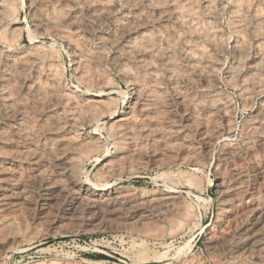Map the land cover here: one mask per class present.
Instances as JSON below:
<instances>
[{
    "label": "rangeland",
    "instance_id": "1",
    "mask_svg": "<svg viewBox=\"0 0 264 264\" xmlns=\"http://www.w3.org/2000/svg\"><path fill=\"white\" fill-rule=\"evenodd\" d=\"M27 0H0V10H3V11H0V17L1 18H4V19H1L0 20V33L2 36L0 38V59H3V60H0V75H2L0 78V81L2 82V84L4 85V81H5V85L3 86L2 84H0V103L3 101L1 100L3 96V94L6 92H9V95L12 94L11 92H13L12 94V99L14 98H18L20 99V97H17V96H21L22 94L25 96L26 94H24L26 92V89L23 87H21V84H18L16 85L15 82H18V83H21L22 82V77L26 76V78L28 79V82L30 83H36L37 79H39L38 77H43V75H38V73L40 74V72H38L39 70L41 71V68L43 67H46L47 68V65L49 67H52L54 68V70L57 72L56 75H58L59 78H61V83L62 85H64L65 88L67 89H70L74 92H76V94L78 95L75 99V105L76 107L78 106V108L80 109L81 106L79 107V105H82L81 103H83L84 101L80 100L81 96L83 98H86L91 101L92 99L95 100L98 96L97 94L100 92V91H104V94H103V97L102 99L106 101H108V103L104 102V100H102L103 104L100 102L98 108L97 106L94 104V103H90L87 105L85 102H84V106H82L83 108H81V110L83 109L84 113H86L89 108L91 107H94L92 110H88L87 113L91 114H95L96 117H99V122L98 121H92L90 124H82V116H84V113L81 111L79 113H82V115H79V113L77 114V118L78 116L80 118L77 119L76 123L73 124L74 122L72 121L71 119V114L72 112L70 111V109H66L68 107V105H65L62 101H56L57 105L55 104V106L52 108L50 107V105H48V101L47 103H44L46 101H43L42 104H40L41 106L37 107L36 106H33V105H29V107L26 106V111L27 109L29 110L27 113H28V116L32 117L30 119H32V123H34V126L33 124H31V126L33 127V129L35 130H32L31 126L30 129L32 130V132H35L37 133L36 134V138L35 140H31V142L29 141L28 142V150H25L23 151L24 149L21 150V148L19 147V144L21 141V139L23 140L24 138H21L22 136H18V154H19V151L21 153V155H24V160L21 159V163L23 165V169L25 170V177L26 179L28 178L27 180V183H26V186H25V189L28 190L25 192V195L26 196H29L26 197L25 195L22 196V200L20 199L18 201V205H12L10 206L11 204L8 205L7 209H6V200L4 199L3 195L5 194V185H6V181H5V174L8 175V171H2L1 170V167H0V264H35V263H40L43 264V261H44V264H49V263H53V264H161L163 261H157L158 257L162 256V257H165V259L167 260L166 262L169 261V263L171 264H176L177 261L179 259H183V258H187V259H193L192 262L195 263V264H198L196 263L195 259H198V261L201 260V264H233L234 262L238 263V264H258V262L256 263V261L248 256V255H244V254H240V255H236V253H234L233 250H235V248L239 245L240 242L238 241H242V238H243V229H245L246 227L249 228L250 225L252 226L254 224V218L253 216L255 215L253 212H251V208L252 206H256L259 204V206H264V194H261V193H264L262 191H264V163H261V162H264V88H261L263 87L262 84H264V72L262 73L261 71L263 70L264 71V12H260L261 10H264V0L263 1H260V0H214V2L212 0H186V2H181L180 0H178V2H180V4L178 3V6H179V10H178V13L176 11L174 12H171V15L169 13V11H165L166 15L164 18L162 17H159V16H156L158 14V11L159 9H163L164 10H168L166 9L165 7V0L163 1H151V0H124V3L122 5V2L123 0H108L106 1V4H107V8H111V10H109L108 12L106 11L103 15L105 16H98V17H93L92 14H94L95 12H97V10L99 9V5L97 2H91L89 3L88 0H58V2H56V7L55 6H51V4L47 3L46 1L44 0H34L33 3H31L30 5L33 7L34 10H31V6L29 5V3L27 2ZM39 1V2H38ZM41 1V3H40ZM65 3H64V2ZM73 1V2H71ZM75 1V2H74ZM82 1V2H81ZM110 1V2H109ZM127 1V2H126ZM131 1V3H130ZM140 3H139V2ZM142 1V2H141ZM198 1H199V4H198ZM204 1H208L206 2V4H204ZM212 1V2H210ZM242 3H240V2ZM246 1V2H245ZM252 1V2H250ZM254 1L257 3L255 4ZM262 2V4L258 5V2ZM35 2V3H34ZM38 2V3H37ZM63 2V4H62ZM79 2V3H78ZM84 2V3H83ZM87 2V4H86ZM136 2V3H135ZM157 3V5L155 3ZM163 2V3H162ZM193 2V4H192ZM197 2V3H195ZM217 3V5H215ZM237 2V3H236ZM245 2V3H244ZM3 3V4H2ZM41 6H38L40 5ZM60 5H59V4ZM109 3H110V6L109 7ZM133 3V5H132ZM143 3V5H142ZM147 3V4H146ZM154 3V4H153ZM183 5H182V4ZM195 3V4H194ZM203 3V6L202 4ZM239 3V5H238ZM250 3V4H248ZM13 4V5H12ZM17 4V5H16ZM28 4V5H26ZM35 4V5H34ZM44 4V5H43ZM83 4V5H82ZM85 4V5H84ZM105 4V5H106ZM129 6V5H132V6H129V8L126 6ZM129 4V5H128ZM135 4V5H134ZM164 4V5H162ZM186 4V5H184ZM209 4V5H208ZM213 4V5H212ZM222 4V5H221ZM235 4V5H234ZM244 4V5H243ZM7 6V7H4ZM9 5V6H8ZM11 5V6H10ZM50 5V7H49ZM69 5L71 7H69ZM90 8H89V6ZM92 5V6H91ZM120 5V6H119ZM194 5L198 8H195ZM221 5V6H220ZM234 5V6H233ZM237 5V6H236ZM248 8H247V6ZM255 5V6H254ZM13 6V7H12ZM39 12L37 11L38 9ZM45 6V7H44ZM59 6V7H58ZM68 6V7H66ZM98 6V7H97ZM116 6H118V8H116ZM138 6H139V9H138ZM141 6V8H140ZM147 6V7H146ZM161 6V8L159 7ZM165 9H164V7ZM182 6V7H181ZM186 6V7H185ZM193 6V7H192ZM202 6V8L200 7ZM209 6V7H208ZM216 10H215V8ZM241 8H240V7ZM245 6V7H244ZM257 6V7H256ZM259 6V7H258ZM262 6V7H261ZM54 8L55 10L53 11L52 8ZM86 7V9L84 8ZM96 7V8H95ZM121 7V8H120ZM127 7V8H126ZM131 7V8H130ZM136 7V8H135ZM156 7V8H154ZM159 7V8H158ZM181 7V8H180ZM189 7H192V8H189ZM206 7V8H205ZM208 7V9H207ZM213 7V8H212ZM222 7H223V11H222ZM233 7V8H232ZM235 7V8H234ZM261 8L260 10H254L252 8ZM9 8V9H8ZM36 8V9H35ZM65 8V9H64ZM75 8V9H74ZM77 8V9H76ZM80 8H82L80 10ZM94 8V12H93V9ZM122 8L124 10H122ZM147 8V9H146ZM158 8V9H157ZM184 8H185V11H184ZM195 8V9H194ZM205 8V9H204ZM218 8V9H217ZM221 8V9H220ZM238 10V13H237V10L236 12L235 11H232L231 10ZM240 8V9H239ZM246 10H244V9ZM250 8V9H249ZM50 9V11H49ZM69 9V10H68ZM85 9V10H84ZM92 11H91V10ZM113 9V10H112ZM136 9V10H135ZM150 9H152L150 11ZM153 9L155 10V12L153 11ZM157 9V10H156ZM183 9V11H181ZM187 9V10H186ZM192 9L193 10V13H192ZM197 9V10H196ZM213 9V10H211ZM11 10V11H10ZM16 10V11H15ZM48 10V12L45 11ZM64 10H66L63 14L61 12H63ZM68 10V12H67ZM71 10V11H70ZM89 10V11H88ZM96 10V11H95ZM149 10V12H148ZM196 10V11H194ZM202 10V11H201ZM206 10V11H205ZM220 10V11H219ZM243 10V11H242ZM6 11V12H4ZM33 11V12H32ZM42 13H41V12ZM55 11H59L58 13H61V15H65L64 17H60L58 16L55 12ZM136 11V12H135ZM139 13L141 12V14L143 15H147V16H151L153 18L156 17V19H154V22L152 23H149L147 26L150 27V28H153L155 27V29H157L158 31L160 30H167V32H175V30H178V34H179V30L181 31L180 34L178 36H176V33H173L171 32L169 35V39L172 41H174V43H171L174 47L173 50H175L177 52V50H179L180 48L184 47L186 49H191L189 50L190 52H192V48L196 51V53L198 52V54L196 55H203L202 53H204V49L203 48V45H204V48L206 47V49H208V53H207V50L205 49V53L202 57H206L208 59H202L200 56L197 57L196 55L194 56V54H192L193 52H195L193 50V52L191 53L192 56H187V55H184L182 53H180L179 51L174 55L175 59H179V60H176V61H179L182 65L181 67H183L182 71L181 70H178V72L180 71L181 73L179 74L178 72L177 75L175 73V75H173V78L176 79V80H180V82L178 83V85L182 86L184 89L186 88V86H188L187 89H189V92L190 93H194L197 97V93H198V96H200L202 93L204 92H208L210 94V91H211V88L213 87H216V90L218 91V93H220L223 97H225V100L227 102V105L229 107V115H230V120H231V117L233 118L232 119V125L230 123V126L229 128L226 129V127L223 125V121H222V113H221V110L217 107V105L215 104H212L213 106H211L210 108L211 109H215L214 111L213 110H210L211 111V116L213 120H211L213 122H210V124L212 125V127L214 128V126H216L214 129L218 132V135L216 136L215 140H213L211 142V144H207L204 142L205 141V138L203 137L202 134V129L200 127V125H196L195 123L196 122H193L191 124H193L191 126V124H187L189 121H185L186 119V115L184 114V110L182 109L183 108V105L180 104L176 99H175V96L173 95V92L172 90L170 89L171 85H170V78L169 77V72H170V67L168 68L169 65V61L166 60L165 62V58H163L162 62L160 61V63L158 64V68L160 69V71H155L153 70L151 67H149V65L145 64V66H142L144 65V63L142 64L141 61H140V58H141V54L138 53V55H135V56H131V57H120L119 55V51L118 50H122L121 48H123V46H120L121 45H124V41L126 40V37H122V32L120 31L121 29L119 28V23L121 22V20L123 19L124 21L125 20H132V19H135L136 16H134V14L138 15V12ZM157 11V12H156ZM181 11V12H180ZM187 11V12H186ZM205 11V12H204ZM208 11V13L206 14V12ZM215 11L216 15L213 14V12ZM222 11V12H221ZM240 11V12H239ZM249 11V12H248ZM255 11V12H252ZM258 11V12H256ZM3 12L5 14L8 15L9 13V17H7V15L3 14ZM12 12V13H11ZM31 12V13H30ZM44 12V13H43ZM54 12V13H53ZM73 12V13H72ZM75 12V13H74ZM79 12V13H78ZM92 12V13H91ZM124 12V13H123ZM127 12V13H126ZM135 12V13H134ZM144 12V13H143ZM148 12V13H147ZM152 12V13H151ZM180 12V14H179ZM248 12V14H247ZM251 12V13H250ZM14 13V15H13ZM34 15H33V14ZM39 13H41L42 15H40ZM53 13V14H52ZM81 13L83 15V17L81 16ZM91 13V15L89 14ZM131 13H133L131 15ZM147 13V14H146ZM151 13V15H150ZM154 13V14H153ZM157 13V14H156ZM168 13V14H167ZM172 13L174 15H172ZM185 13H187L185 15ZM198 15H196V14ZM202 13V14H201ZM204 13V14H203ZM231 13V14H230ZM256 13V15H252ZM259 13V14H258ZM261 13L263 14L261 16ZM13 15V16H10V15ZM44 14V15H43ZM48 14H52L53 17L55 15L54 18H56V27H52V29L49 27L48 28H45V29H40L38 27H36L34 25L33 22V19L32 17H37V18H44L45 16H47ZM70 14V16H69ZM72 14V15H71ZM76 17H75V15ZM80 14V16H79ZM89 14V16H88ZM108 14V15H106ZM185 17H182L183 21L180 19L181 16H184ZM220 14V15H219ZM235 14V15H234ZM247 15V18L245 15ZM250 14V15H249ZM5 15V17H4ZM115 15L117 17H115ZM121 15L120 17L122 18H119L118 16ZM127 15H128V18H127ZM131 15V16H130ZM140 15V14H139ZM181 15V16H180ZM190 15V16H189ZM201 15V16H200ZM204 15V17L202 16ZM208 15V16H207ZM211 15V17H210ZM227 15V16H226ZM230 15H233V16H230ZM241 15V17H240ZM243 15V17H242ZM31 19H30V17ZM40 16V17H39ZM72 19L70 21V19ZM73 16V17H71ZM86 16V17H85ZM92 16V17H91ZM123 16L127 19H124ZM130 16V17H129ZM170 16V17H169ZM172 16V17H171ZM176 16V17H174ZM193 16V17H192ZM197 17V19L195 17ZM218 16V17H217ZM236 16H238L236 18ZM59 17V18H58ZM79 17H82V18H79ZM85 17V19H84ZM133 17V18H132ZM194 21H193V19ZM199 17V19H198ZM201 17V19H200ZM216 17V18H215ZM244 17L246 18L245 20ZM253 17H256V18H253ZM262 17V18H260ZM61 18V20H60ZM64 20H63V19ZM66 18V19H65ZM89 18V19H88ZM92 18V19H91ZM102 18V19H101ZM118 19L116 20V22L114 23L115 19ZM168 18V19H167ZM173 18V19H172ZM176 20H175V19ZM179 22H178V20ZM208 20H207V19ZM233 18H236L237 20H242V21H236V19H233ZM77 21H75V20ZM79 19V20H78ZM95 19V20H93ZM106 19V20H105ZM119 19H121L119 21ZM161 19V20H160ZM163 19V20H162ZM187 19V20H186ZM191 20V21H188V20ZM206 19V20H205ZM213 19V20H211ZM233 19V20H232ZM256 19V21H255ZM260 19V20H259ZM262 19V20H261ZM85 20V21H84ZM122 20V21H123ZM166 20V21H165ZM185 20L187 23H185ZM250 20V21H249ZM254 20V21H253ZM14 21V22H13ZM32 21V22H31ZM58 21V22H57ZM63 22L61 23V26L60 25V22ZM69 24H67L68 22ZM73 21V22H72ZM81 21L82 24H80L79 22ZM92 23H91V22ZM105 24V26H102V23ZM156 21V22H155ZM158 21V22H157ZM162 21V22H161ZM164 21V22H163ZM175 21V22H174ZM204 21L206 23V25L204 24ZM207 21H209V23H207ZM211 21V22H210ZM233 21V23H232ZM249 21V22H247ZM260 21V22H259ZM263 21V23L261 22ZM72 24H71V23ZM165 23V24H161V23ZM173 22V23H172ZM181 22V23H180ZM190 22V24H188ZM195 22L197 24L198 22V25L196 26ZM220 22V23H219ZM235 22V23H234ZM239 22H243V24H239ZM258 22V23H256ZM31 23V24H30ZM67 25H65V24ZM90 23V25H89ZM101 23V24H100ZM107 23V24H106ZM185 23V24H184ZM203 23V25H202ZM245 23V25H244ZM248 23V24H247ZM262 23V24H261ZM20 25V27H18V25ZM77 24V25H76ZM80 24V25H79ZM84 24V25H83ZM92 24V25H91ZM94 24V25H93ZM103 24V25H104ZM114 24V25H113ZM156 24V25H155ZM172 24V25H171ZM194 24V26H193ZM255 24H258L256 25L257 27H255ZM6 27H5V26ZM13 25V26H12ZM17 25V26H16ZM65 25V26H64ZM70 25V27H72L73 25L74 26H82L85 28V26L88 27V30L86 29V35L84 37V41L87 39H89V41H85V45L87 47H90V48H93L92 50H94L92 53L93 57H94V60H95V65L97 66V69L95 68L96 66H94L91 70H87V73L91 72L90 74H93L94 77L97 76L96 79L93 80V76H91L92 78L88 77L87 79V74L84 76V69L83 71H81L82 69L80 67H76L74 68V65H72V62L70 61V53L68 51H66V48L64 47V43L62 42L61 37L60 35L62 34L61 32L59 31H62L61 29H64V28H70L68 27ZM72 25V26H71ZM101 25V26H100ZM155 25V26H154ZM169 25V26H168ZM176 25V26H175ZM186 25V26H185ZM194 27L192 28L191 27ZM212 25V26H211ZM235 28H234V26ZM238 25L240 26V28L238 27ZM248 25V26H247ZM253 25V26H251ZM67 26V27H66ZM147 26H138V28L135 30V33L133 34L137 40L138 38V41H141L142 44H144L145 42V39H144V36L142 35V33L146 34V33H151L152 29H147ZM157 26V28H156ZM170 26H173V27H170ZM209 26V27H208ZM211 26V27H210ZM220 28H218V27ZM243 26L246 28H243ZM261 26V27H259ZM18 27V28H16ZM58 27V28H57ZM93 27H96L93 28ZM116 27V29H115ZM162 27V28H161ZM167 27H169L167 29ZM178 29H177V28ZM181 27V28H180ZM188 27V28H187ZM215 27V28H214ZM216 27L218 28L216 30ZM237 27L240 31L237 30ZM3 28H7L5 32V29ZM14 28L15 31H16V35L14 32ZM31 28V29H30ZM37 28V29H36ZM53 28H55L56 30H53ZM114 28V29H113ZM161 28V29H160ZM172 28V29H171ZM185 28H187L185 31ZM201 29L203 31H200V29L198 30V32L196 31L197 29ZM205 28L209 33L210 35H208L209 33L203 29ZM213 28V29H212ZM242 28V29H241ZM253 28V29H251ZM20 29V30H19ZM59 29V30H58ZM91 29V30H90ZM93 29V30H92ZM118 29V30H117ZM142 31H141V30ZM153 30L151 34H149L151 36V40L152 41H158L157 40V37L155 35H153V32H157V30ZM183 29V30H182ZM194 29L195 32L193 31ZM221 29V30H220ZM263 29V30H262ZM2 30V31H1ZM11 30V31H10ZM31 30V31H30ZM35 30V31H34ZM38 31V34L37 31ZM52 30H53V34H52ZM90 30V31H89ZM104 30V31H103ZM139 32H138V31ZM144 30V31H143ZM146 30V31H145ZM169 30V31H168ZM190 30L192 32H190ZM206 33H205V31ZM211 30H214L213 32ZM215 30L221 34V36L216 32V34L214 33ZM244 30V31H243ZM10 31V32H8ZM30 31V32H29ZM45 31V32H44ZM56 31V32H55ZM92 31V32H91ZM119 31V33L117 32ZM136 31H137V34H136ZM187 33V34H182V33ZM238 31V32H237ZM243 31V32H242ZM251 31L253 32V34L251 33ZM255 31V32H254ZM15 34V36H13L12 38V35L13 33ZM41 32V33H40ZM43 32V33H42ZM51 32V33H50ZM59 32V33H58ZM116 32V33H114ZM142 32V33H141ZM154 32V33H155ZM190 32V33H188ZM203 33V34H200ZM212 32V33H211ZM224 32V33H222ZM245 32V34H244ZM256 32H258L256 34ZM4 33H8L7 36H4L5 34ZM9 33H12L9 34ZM19 33V34H18ZM40 33V34H39ZM58 34L59 37L56 36V34ZM173 33V34H172ZM194 33V34H193ZM208 33V34H207ZM239 33V34H237ZM241 33V34H240ZM243 33V35H242ZM261 33V34H260ZM36 34V35H35ZM43 34V35H42ZM60 34V35H59ZM90 34V36H89ZM116 34V35H115ZM141 34V36H140ZM198 36V40H197V36ZM206 34V35H205ZM213 34V35H212ZM225 34V35H224ZM238 36H237V35ZM260 34V35H259ZM33 35V36H32ZM109 35L112 36L109 40ZM121 35V36H120ZM138 35V36H137ZM174 35V36H173ZM191 35V37H190ZM202 35V36H201ZM245 35V36H244ZM252 35H254L255 37H253ZM257 35V36H256ZM4 36V37H3ZM11 36V37H10ZM87 36V37H86ZM108 36V37H107ZM118 36V38L116 37ZM140 36V37H139ZM143 36V37H142ZM176 36V37H175ZM188 36V37H187ZM206 36H211L209 38H207ZM222 38V36L224 37L223 39H221V41H225L223 44L221 43V46L218 45V43L214 44L215 42H217L214 38ZM218 36V37H217ZM237 36V37H236ZM244 36V37H243ZM9 37V39L7 38ZM14 37H18L17 40L16 38ZM23 37V38H22ZM142 37V38H141ZM153 37V38H152ZM175 37V38H174ZM187 37V38H186ZM193 37V38H192ZM206 37V38H205ZM228 38V39H225ZM30 38H33V39H36L38 41V44L40 45V47L43 45L45 46H48V50L46 47L43 48V46L41 48H43L44 51H46L44 54V57L46 58H40V59H43V60H40V63L39 60L38 61H34L31 59V56L29 54L28 57V66L27 68H24V69H18L20 70L19 72H16V74L11 77L12 79L8 80L4 79L5 78V70H7V68L9 66H7L9 64V62L7 61L6 57L7 55L9 56H12L14 55L13 53H15L14 56H16L17 54H25L27 53L28 49L29 48V51L30 53L35 50L34 46L32 47L31 45L32 44V40ZM103 38V39H102ZM125 40H123V39ZM141 38V39H140ZM185 38V39H184ZM189 38V40H188ZM202 41H206L207 43H204V42H201L200 39ZM244 38V39H243ZM261 38V40H260ZM11 39H14V40H11ZM154 39V40H153ZM175 39V40H173ZM196 39V40H195ZM209 39V40H208ZM225 39V40H224ZM236 39V40H234ZM238 39V40H237ZM242 39V41H241ZM257 39V40H256ZM6 40V41H5ZM9 40V42H8ZM113 40V41H112ZM115 40V42H114ZM179 42H178V41ZM187 40V41H186ZM191 40V41H190ZM195 40V41H194ZM245 40H247V42H244ZM256 40V41H255ZM261 41V44H260V41ZM12 41V42H11ZM17 41V42H16ZM95 41V42H94ZM183 41V42H182ZM189 41V42H188ZM220 41V42H221ZM238 42V45H239V42H240V48H241V53L242 55L239 56L238 53L235 52V50L230 47V42ZM141 42H139L141 44ZM177 42V43H176ZM184 42L186 43V47L184 45ZM201 42V44L199 43ZM214 42V43H212ZM249 42V43H248ZM263 42V43H262ZM10 43V44H9ZM63 43V45L61 44ZM94 44L91 45V44ZM118 45H116V44ZM183 43V44H182ZM196 43V44H195ZM204 43V44H203ZM259 43V44H258ZM9 44V45H8ZM42 44V45H41ZM181 44V45H180ZM189 44V45H188ZM190 44H192V48L190 46ZM195 46H194V45ZM201 45V47L199 48V46L197 45ZM255 47H254V45ZM11 45V46H10ZM21 45V46H20ZM178 45V46H177ZM210 45V46H209ZM214 47L210 53V48L211 47ZM215 45V46H214ZM217 45V46H216ZM222 45L224 46V50L225 52L223 51V48H222ZM246 45V46H245ZM249 45V48L248 49V46ZM253 45V46H252ZM9 46V47H8ZM28 46V47H27ZM92 46V47H91ZM95 46H96V49H95ZM118 49L115 50L116 47ZM187 46L189 48H187ZM228 49H227V47ZM244 46V47H243ZM11 47V49H10ZM22 47V49H21ZM33 49H32V48ZM39 47L40 51L42 50L41 48ZM64 47V48H63ZM102 47V48H101ZM115 47V48H114ZM179 47V48H178ZM222 49H221V48ZM247 47V48H246ZM263 47V48H262ZM98 48V50H97ZM197 50H196V49ZM226 48V49H225ZM252 48V49H251ZM255 48V49H254ZM258 48V49H257ZM26 49V51H25ZM101 49V51L99 50ZM103 49V50H102ZM170 49V50H172ZM198 49H202L201 50V53H200V50ZM234 51H233V50ZM257 49V50H256ZM263 51H262V50ZM19 50V51H17ZM22 50V51H20ZM33 50V51H32ZM50 52H48V51ZM56 50V51H55ZM95 50H97L95 52ZM107 50V51H106ZM217 52H216V51ZM222 50V51H221ZM39 51V50H38ZM104 53H103V52ZM117 51V52H116ZM174 51V52H175ZM218 51H220L221 53H219ZM232 51V52H231ZM255 51V53H254ZM4 52V53H2ZM13 52V53H12ZM19 52V53H18ZM24 52V53H23ZM48 52V54H47ZM53 55H52V53ZM56 52V53H55ZM102 52V53H101ZM114 52V53H113ZM173 52V51H171ZM224 52V53H223ZM256 52L257 54L259 55H256ZM258 52H262V53H258ZM12 53V54H11ZM29 53V52H28ZM31 53V55H32ZM180 53V54H179ZM217 54V56L219 57H216L215 54ZM244 53H248L247 56L244 55ZM2 54V55H1ZM51 54V56L49 57L48 55ZM55 54V55H54ZM113 54V55H112ZM190 54V53H189ZM237 54V55H235ZM255 56H254V55ZM104 55V56H103ZM116 57H115V56ZM177 55V56H176ZM181 55V56H180ZM35 56V54L32 55V57ZM98 56V57H97ZM103 56V57H102ZM110 56V57H109ZM112 56V57H111ZM114 56V57H113ZM140 56V57H138ZM180 56V57H179ZM184 58H183V57ZM210 58H209V57ZM253 56V57H252ZM37 57V56H35ZM102 57V58H100ZM138 57V58H137ZM179 57V58H178ZM193 57V58H192ZM214 59H213V58ZM229 57V58H228ZM236 57V58H235ZM242 57V58H241ZM262 57V58H261ZM5 58V60H4ZM48 58V59H47ZM72 58V57H71ZM97 58V59H96ZM183 60H182V59ZM196 58H198V60H196ZM31 59V60H30ZM45 59V60H44ZM99 59V61H98ZM101 59V60H100ZM103 59V60H102ZM118 59V60H117ZM120 59V60H119ZM133 59V60H132ZM191 61H190V60ZM194 59V60H193ZM201 59V60H199ZM223 61H221V60ZM252 59V60H251ZM257 61H256V60ZM262 59V60H260ZM54 60V61H53ZM57 60V61H56ZM115 60V61H114ZM130 62H129V61ZM136 60V61H134ZM139 60V61H138ZM186 60V61H185ZM192 63V65L190 64V62ZM196 60V61H195ZM235 62H234V61ZM260 60V61H259ZM48 61H50V64L47 63ZM56 61V62H55ZM112 61V62H111ZM120 62V64L118 62ZM134 61V62H133ZM185 61V62H184ZM204 61V62H203ZM207 63H206V62ZM212 61V62H211ZM239 61V62H238ZM260 64H258L259 62ZM263 61V62H262ZM5 62V64H4ZM33 62V63H32ZM36 62V63H35ZM52 62V64H51ZM59 62V63H58ZM71 62V63H70ZM108 62V63H107ZM131 65L132 63L136 65V67H134L135 65H131V67L128 65V67L126 68H123L124 65H127L126 63ZM197 64H196V63ZM201 62V63H200ZM209 62V63H208ZM215 62V63H214ZM217 62V63H216ZM219 62V63H218ZM236 62L237 64H239L238 66H235L236 65ZM7 63V64H6ZM39 63V64H38ZM45 63V64H44ZM97 63V64H96ZM111 63V65H110ZM117 63V64H116ZM161 63L163 65H161ZM186 63V64H185ZM208 65H206V64ZM213 63V64H211ZM221 63V64H220ZM235 63V64H233ZM40 65L39 67L37 65ZM45 65V66H42V65ZM61 64V65H60ZM102 64V66H100ZM123 64V65H122ZM168 64V65H167ZM183 64L185 66H183ZM197 67L198 64H199V67H203V68H195L194 65ZM201 64V66H200ZM222 67H220L219 65ZM2 65V66H1ZM34 65L35 66V69H34ZM55 65L57 66V68L55 67ZM102 67V68H100ZM120 65V66H119ZM188 65L189 69L186 67ZM204 65V66H203ZM206 65V66H205ZM211 65H214L212 68H211ZM218 65V66H217ZM232 65V66H230ZM242 65V66H241ZM248 65V66H247ZM250 65V66H249ZM253 65V67H251ZM257 69H256V67ZM259 65L261 67H259ZM4 66V67H3ZM60 66V67H59ZM72 66V68H71ZM134 68H133V67ZM139 66V68H138ZM165 66V68L163 67ZM193 66V67H192ZM216 66V67H215ZM263 66V67H262ZM58 67H59V71H58ZM119 70H118V68ZM147 67V68H146ZM188 69H186V68ZM191 67V68H190ZM209 67V69H214V70H211L212 71V80L211 82H207L205 81L203 75L205 73V69ZM215 67V68H214ZM220 67V68H219ZM226 67V68H225ZM235 67V68H234ZM237 67V68H236ZM241 67V70L239 68ZM255 67V68H254ZM4 68V69H2ZM6 68V69H5ZM32 68V69H31ZM37 68L39 70H37ZM56 68V69H55ZM80 68V70H79ZM104 68V70H102ZM116 68V69H115ZM132 68V69H131ZM148 68H149V71H148ZM167 68V69H166ZM198 68H199V72H198ZM228 68V69H227ZM230 68V69H229ZM259 68V70H258ZM45 69V68H44ZM77 69V70H76ZM94 69H95V72H94ZM101 69V70H100ZM135 69V70H134ZM139 69V70H137ZM144 69V70H143ZM146 69V70H145ZM191 69V70H190ZM197 69V70H196ZM200 69H201V72H200ZM222 69V70H221ZM224 69V70H223ZM228 71H226V70ZM235 70L237 69L236 71H232V70ZM23 70V71H22ZM29 72V74L27 72H24V71H27ZM86 70V69H85ZM93 70V72H92ZM118 70V71H116ZM122 70V71H121ZM127 70H131L133 73H135V76L134 78H137V80L140 79L141 75V80L137 81V83H139V88H140V92L142 94L141 97H145V89L147 90L146 92V95L149 93L148 92V89H149V85L146 86V85H142V84H148L146 82H149L148 80L150 79V81L154 80L158 83L160 82L162 79L163 81H161L160 83H155V85L157 86L156 87V90L158 91L159 90V94L162 98L163 101H165L164 103H162V107H161V112L158 111V115L160 116L162 111L165 110V114L163 112L162 114V117L164 115H166V117L162 120L161 118L162 117H159V119L162 120V123L163 121H169V117H173V120L170 118V120L174 121V125L176 126H179V134L182 135H174L173 137L171 136L168 141L165 140L166 145H165V142L161 141L160 142V139H162V137L160 138V135L159 134H153V133H149V132H146V131H135L136 134H135V137L134 139L137 140V142H139L137 144V142L135 143V145H140V146H136L137 149L136 151L134 152H128L126 151V148L125 150H123L122 148L119 147V145L117 146L116 143H121L120 145H122V142H120V138H117L118 136L114 137L115 134L112 133V131L109 129V127L107 128V126L109 125L110 121H109V114L106 113L108 110L111 109V105H113L112 109L116 108V109H119V113L120 111H124L125 110V105H124V101L126 100L127 98V89H128V85L129 84V80H127V75L125 74V71ZM137 70V71H136ZM151 70V71H150ZM153 70V71H152ZM188 73H187V71ZM216 70V71H215ZM254 70V71H253ZM4 71V72H3ZM33 71V72H32ZM63 71V72H62ZM78 71V72H77ZM98 71V72H97ZM104 71V72H103ZM140 71V72H139ZM146 71V72H145ZM169 71V72H168ZM186 71V72H185ZM204 71V72H203ZM231 71V72H230ZM259 71V72H257ZM2 72L4 74H2ZM21 72H24V73H21ZM38 72V73H36ZM82 72L83 74V77L82 74L80 73ZM97 72V73H96ZM101 72V73H100ZM106 72V73H105ZM144 72V73H143ZM148 72V74H147ZM150 72V74H149ZM168 72V73H167ZM198 72V73H197ZM216 72V74H215ZM230 72V73H229ZM233 72V73H232ZM235 72V74H234ZM257 72V74H255ZM261 72V73H260ZM19 73V74H18ZM27 73V74H26ZM32 73V74H31ZM34 73V74H33ZM59 73V74H58ZM62 73V74H61ZM76 73V74H75ZM96 73V75H95ZM143 73V74H142ZM155 73V75H154ZM167 73V74H166ZM193 73V75H192ZM200 73H202L200 75ZM233 76H231L232 74ZM253 73V74H252ZM258 73H259V76L260 77H257L258 76ZM21 74L23 76H21ZM81 74V76H80ZM89 74V75H90ZM102 74V75H101ZM105 74V75H104ZM110 74V75H109ZM120 74V75H118ZM141 74V75H140ZM156 74H158L156 76ZM195 74V75H194ZM198 74V75H197ZM242 74V75H241ZM245 74V75H244ZM254 76H252V75ZM255 74V75H254ZM4 75V77H3ZM19 75V76H18ZM36 75V77H35ZM38 75V76H37ZM79 75V76H78ZM100 75V76H99ZM124 75V76H123ZM146 75L148 76H152L151 78L150 77H146ZM165 75V76H164ZM168 75V76H167ZM181 78H178V76ZM184 75V76H183ZM192 76V78H190L189 80V77L188 76ZM216 77H215V76ZM257 75V76H256ZM263 75V76H262ZM16 76H18L19 78H16ZM33 76V77H32ZM62 76V77H61ZM102 76L107 79V81L105 79L102 78ZM107 76H111V78L108 79ZM120 76V77H119ZM155 76V77H154ZM160 78H159V77ZM187 76V78H186ZM190 76V77H191ZM199 76V77H197ZM201 76V77H200ZM236 76V77H235ZM241 76V77H240ZM244 77V81L240 78H243ZM248 79H247V77ZM252 76V77H251ZM3 77V78H2ZM78 77V78H77ZM99 77V79H98ZM114 77V78H113ZM139 77V78H138ZM146 77V79H145ZM154 77V78H153ZM157 77V78H156ZM184 77V78H183ZM195 77V78H194ZM214 77V78H213ZM224 77V78H223ZM228 77L232 80V83H231V80L228 79ZM232 77V78H231ZM256 77V78H255ZM16 80H15V79ZM33 80H32V79ZM36 80H35V79ZM42 78V79H43ZM79 78H82L83 80L85 81H88L89 79L92 80L90 82V80L88 82H86L87 84L90 82L92 86H90L89 84V88H87V84L83 81H81L82 79L79 80ZM86 78V79H84ZM113 78V79H112ZM144 78V79H143ZM159 78V79H158ZM165 78V79H164ZM178 78V79H177ZM203 78V79H202ZM222 78V79H221ZM235 78V79H233ZM259 78V79H258ZM260 78H263V79H260ZM40 78V80H42ZM63 79V80H62ZM78 79V80H77ZM112 79V80H111ZM159 81H157V80ZM167 79V80H166ZM185 81H184V80ZM187 80L191 81L193 80V83H194V86L191 85V83L189 82L188 85H187ZM198 79V80H197ZM229 81H227V80ZM246 79V81H245ZM254 79V80H252ZM257 79L259 80L258 82ZM15 80V81H14ZM21 80V81H20ZM33 82H32V81ZM99 80V82H98ZM102 80H104V82H101ZM111 83H110V81ZM116 80V81H115ZM126 80V82H125ZM136 80V79H135ZM146 80V81H145ZM199 80H201L199 82ZM214 80H219V81H214ZM233 80H236L233 81ZM62 81H66V83L62 82ZM97 82V83H94V82ZM106 81V84H104ZM114 83H113V82ZM123 81V82H122ZM145 83H144V82ZM166 81V82H165ZM183 81V82H182ZM195 81V82H194ZM198 81V82H197ZM205 81V82H204ZM214 81V82H213ZM226 81V83H225ZM251 81V82H249ZM262 81V83H261ZM0 82V83H1ZM8 82V84L11 85V83H13L11 86L9 85H6V83ZM41 82V81H40ZM125 82V83H124ZM168 82V83H167ZM204 82V84H203ZM228 82V83H227ZM243 82V83H242ZM248 82V83H247ZM94 83V84H93ZM100 84V85H97V84ZM115 85H113V84ZM169 85V86H167ZM182 83V84H181ZM198 83V84H196ZM206 83L208 85H212L211 87L206 85ZM210 83V84H209ZM216 83V84H214ZM219 86H218V84ZM230 83V84H229ZM244 83H245V86L247 85L248 87H245L244 86ZM251 83V84H250ZM256 83L258 84H261V85H256ZM70 84V85H69ZM96 84V85H95ZM112 84V85H111ZM141 84V85H140ZM196 84V86H195ZM232 84V85H231ZM256 85V86H253V85ZM13 85H16V86H13ZM85 85V86H84ZM126 85V86H125ZM185 85V86H184ZM191 85V86H189ZM200 86L199 88L197 86ZM18 86V87H17ZM113 86V87H112ZM141 86V87H140ZM145 86V87H143ZM160 86H162L164 88V90L162 89V87L160 88ZM203 86V87H201ZM207 86V87H206ZM218 86V87H217ZM244 86V87H243ZM255 88H253V87ZM260 86V87H259ZM7 89H6V88ZM14 87H16L14 89ZM72 89H71V88ZM91 87V88H90ZM102 87V88H101ZM197 89H196V88ZM251 87V88H250ZM257 87L260 89V90H257ZM101 90H100V89ZM145 88V89H144ZM158 88V89H157ZM202 88V90H201ZM208 90H207V89ZM218 88H220L218 90ZM243 88V89H242ZM246 88V89H245ZM254 91H253V89ZM9 89V90H8ZM18 89V90H16ZM25 89V90H24ZM94 89V90H93ZM142 89V91H141ZM161 89L163 91H161ZM195 90L193 92V90ZM210 89V90H209ZM252 89V90H251ZM7 90V91H5ZM11 90V91H10ZM16 90V91H15ZM168 92H166V91ZM198 90V91H197ZM243 90V92H242ZM248 90V93L247 91ZM3 91V93H2ZM19 91V92H18ZM99 91V92H98ZM161 91V92H160ZM201 93H200V92ZM244 91H246L244 93ZM261 91V92H260ZM15 92V93H14ZM22 92V93H21ZM166 92V93H165ZM252 92V93H250ZM2 93V94H1ZM5 93V94H6ZM208 93H204V95H207ZM224 93L226 95H228L226 97V95L224 96ZM240 93H243L244 96H240ZM8 94V93H7ZM20 94V95H19ZM168 99L166 98L167 96ZM249 94V96H248ZM22 95V97H24ZM163 95L165 96V98H163ZM194 95V96H195ZM11 96V95H10ZM95 96V97H94ZM105 96V97H104ZM14 97V98H13ZM21 97V98H22ZM79 97V98H78ZM92 97V98H91ZM244 97V98H242ZM248 97H251L248 99ZM107 98H109L107 100ZM116 98V99H114ZM78 99V100H77ZM112 99V100H111ZM165 99V100H164ZM228 99V100H227ZM233 99V100H232ZM244 101H243V100ZM248 99V100H247ZM77 100V101H76ZM92 100V101H93ZM114 100V101H113ZM246 100V102H245ZM82 101V102H81ZM111 101V102H110ZM168 101V102H166ZM172 101V102H171ZM79 104H78V103ZM245 102V103H244ZM59 103H62V106L61 104ZM111 103V104H109ZM167 105H166V104ZM230 103V104H229ZM59 104V105H58ZM164 104L167 106V108H171V109H167L166 106H164ZM174 104V105H173ZM201 104V105H199ZM248 104V105H247ZM4 104L1 103L0 106L2 108H0V130L1 128L3 130L6 129V131L9 132V128H8V124L10 122V119L11 117H9V109L10 111L12 110V108H16V104L11 107V108H6L5 106H3ZM90 105H94V106H90ZM106 105H107V109H106ZM124 105V106H123ZM171 105V106H170ZM205 104L202 102L198 103L197 107H201L200 109H197L199 110L198 112H203V110L205 111L206 109L204 108H207L206 105L205 107H203ZM32 106V107H31ZM44 106V107H43ZM57 106V107H56ZM60 106V107H59ZM87 106H90V107H87ZM102 106V107H101ZM108 106H110V108H108ZM174 106V107H173ZM181 106V107H180ZM185 106V105H184ZM248 106V107H247ZM5 107V108H4ZM33 107H36V108H33ZM48 107V108H47ZM62 107V108H61ZM178 107H179V110H178ZM4 108V109H3ZM31 108V109H30ZM43 108V110H41ZM52 108V109H51ZM55 108V109H54ZM60 108V109H59ZM85 108V109H84ZM102 108V109H101ZM105 108V109H103ZM231 108V109H230ZM3 109V110H2ZM33 109V110H32ZM49 109V110H47ZM98 109L100 111V113L98 112ZM101 109V110H100ZM182 109V110H181ZM219 109V110H218ZM261 109V110H260ZM14 110V109H13ZM39 110V111H38ZM42 112H41V111ZM56 110V111H55ZM68 110V111H67ZM95 110V111H94ZM168 110V111H167ZM174 110V111H172ZM231 110V111H230ZM256 110V111H254ZM33 111V112H32ZM45 111V112H43ZM49 111V112H48ZM54 111L55 112H59L58 116L62 119V121L59 119L58 121L59 122V125L61 123L60 126H56L55 125V122L57 123L56 118H59L54 114ZM64 111V112H63ZM69 111L71 112L69 114ZM92 111V112H91ZM96 111L98 112V114H96ZM103 111V112H101ZM181 113H180V112ZM6 112V113H5ZM32 112V113H31ZM36 112V113H35ZM53 112V114H52ZM91 112V113H90ZM167 112V113H166ZM169 112V113H168ZM215 112V113H214ZM2 113V114H1ZM34 113V115H32ZM38 113V115H36ZM48 113L49 116H48ZM105 113V114H103ZM174 115H172V114ZM217 113V115H215ZM39 114H41L40 117ZM64 114V115H62ZM100 114V115H99ZM168 114V115H167ZM171 114V115H170ZM232 114V115H231ZM261 116H259V115ZM2 115V117H1ZM5 115V116H4ZM36 115V116H35ZM70 115V116H68ZM99 115V116H97ZM176 115V117H175ZM184 115V116H183ZM52 116V117H51ZM55 116V117H53ZM181 116V117H180ZM217 116V118L215 117ZM219 116V117H218ZM255 116V117H253ZM38 120H37V118ZM47 117V118H46ZM65 119V122H68L65 124L63 118ZM104 117V118H103ZM183 117V118H182ZM200 116H196L195 117V120H198V124L200 122L201 119H199ZM262 119H261V118ZM54 118V122H53V119ZM70 118V119H69ZM102 118V119H101ZM175 118V120H174ZM179 120H178V119ZM185 118V119H184ZM197 118V119H196ZM255 118V119H252ZM7 119V120H6ZM48 119V120H47ZM51 119V120H50ZM68 119V120H67ZM166 119V120H165ZM249 119V120H248ZM3 120V121H2ZM79 120V121H78ZM178 120V121H177ZM258 120V121H257ZM43 123V121H46L45 124H41V122ZM51 121V122H50ZM109 121V122H108ZM177 121V122H175ZM222 121V122H221ZM234 121V122H233ZM260 121L262 122V124L260 123ZM36 122V124H35ZM38 122H40L39 125ZM49 122V125L51 126L49 128V126L46 128H43L44 126H47ZM77 122L79 123V125L77 124ZM185 122V123H184ZM249 122V123H248ZM3 123V124H2ZM54 123V125L52 124ZM71 125H70V124ZM160 123V124H162ZM176 123V124H175ZM219 123H221V125H218ZM258 125L256 126L255 125ZM7 124V126L5 125ZM38 124V125H37ZM52 124V125H51ZM94 124V125H93ZM95 124L97 125V127H95ZM178 124V125H177ZM181 124V125H180ZM250 124V125H249ZM3 125V126H2ZM43 125V126H42ZM93 125V126H92ZM184 125V126H182ZM188 125V126H187ZM218 125V126H217ZM246 125V126H245ZM261 125V126H260ZM263 125V126H262ZM5 126V127H4ZM52 126L54 128V130L52 129ZM72 126H74V128L77 127V129H82L80 130V132H82L83 134H91L93 133L94 131H99L98 132V139L96 140L97 142H100V143H97V146H94L92 147L93 149H91V153L90 151L86 154V153H83L81 155L78 148H73L70 147L69 151H67L66 155H74L78 158H74L73 156V160H74V165L72 167V171L73 169H75L73 171V174L76 178H80L78 180L80 181H83L84 183H87L90 187H95L96 189L100 190L101 191H105V188L107 187L106 185H110L111 188H115L116 190L118 191H122L121 194H125L123 196V198H125V200L127 199V201H129L130 199H133L134 197L136 198H139L141 197V199H139L138 201H136V203H140L139 206H142L144 208H147L148 209V213H149V218H148V225L147 227L150 229L149 233L148 234H141V233H138L137 230H136V224H135V221L132 220L130 218V215L129 213L125 212L126 209H120V210H112V207H107L104 205V207L102 208L103 205H100V206H97L92 204L91 202H88V201H83V200H78L76 198V195H74L72 192H68V193H55L52 197L51 196H47V191L45 189V186H44V182L46 180H50L51 179H55L54 178V175L51 173V171H43L42 174L40 173L39 177L37 175V177L40 179V181H38L39 179L37 178L36 179V176L32 175V172L34 171V167L35 165L38 167H40L42 161H46V157L48 158L49 156V152L47 149L51 146V142H53V140L51 141V138L52 137H62V138H66L67 136V131L68 129H70ZM103 126H105L103 128ZM254 128H253V127ZM29 127H27L28 130ZM36 129H35V128ZM40 127V129L38 128ZM41 127L43 128V130H41ZM55 127H58L57 129ZM64 127V128H63ZM69 127V128H67ZM95 127V128H94ZM187 127V128H186ZM191 127V128H190ZM195 127V128H194ZM223 127H225L223 129ZM258 127V128H257ZM8 128V129H7ZM62 128V130L60 131V129ZM67 128V129H66ZM72 128V129H74ZM178 128V127H176ZM197 130L195 131L194 129ZM220 128V129H219ZM222 128V129H221ZM257 128V129H255ZM261 131H260V129ZM26 129V130H27ZM50 129V130H49ZM200 129V130H199ZM255 129V130H253ZM27 130V131H28ZM39 130V131H38ZM49 130V131H48ZM52 130V132H51ZM88 130V131H87ZM187 130V131H186ZM253 130V131H252ZM259 130V131H258ZM58 131V132H57ZM63 131V133H62ZM200 131V132H198ZM41 132V133H40ZM45 132V133H44ZM49 132V133H48ZM89 132V133H88ZM187 132V134H186ZM47 133V134H46ZM53 133V134H52ZM65 133V134H64ZM107 133L109 135H107ZM146 133V134H144ZM40 136H39V135ZM143 134V135H142ZM185 134V136H184ZM42 135V136H41ZM51 135V137H49ZM53 135V136H52ZM55 135V136H54ZM147 135V136H146ZM151 137H150V136ZM157 135L159 137H157ZM202 135V136H200ZM39 136V137H38ZM65 136V137H64ZM83 136V135H82ZM149 136V138H148ZM155 136V137H154ZM182 138H180V137ZM188 138H187V137ZM46 137V138H45ZM137 137V139H136ZM176 137V138H175ZM187 139H185V138ZM202 137V138H201ZM218 137V138H217ZM21 138V139H19ZM43 138V139H41ZM115 138V139H114ZM117 138V139H116ZM156 138V140H155ZM173 138V139H171ZM200 138V139H199ZM255 138V139H254ZM16 137H14V141H15ZM47 141H46V140ZM80 138H75V140H71L69 142L73 143L72 145H74V143H76ZM113 139V140H112ZM119 139V141L117 142V140ZM139 139L143 140V141H139ZM145 139V140H144ZM152 139L154 141H152ZM176 139V140H175ZM181 139V140H180ZM186 141H185V140ZM43 140V141H42ZM99 140V141H98ZM115 140V141H114ZM188 140V141H187ZM192 140V141H191ZM256 140V141H255ZM3 141V142H2ZM36 141V142H35ZM45 141V142H44ZM79 140L77 143H85L84 141H81ZM160 143H159V142ZM174 141L176 143H174ZM184 141V143H183ZM261 141V142H260ZM10 140L7 139V141L1 137L0 135V149L3 151L0 150V162L6 158L8 156L7 154V150L9 148V146H11V142ZM42 142H44L43 144H41ZM115 142V143H114ZM142 142V143H140ZM148 142V143H147ZM181 142V143H180ZM214 142V143H213ZM259 142V144H258ZM7 143V144H6ZM48 145H46V144ZM71 143H69L71 145ZM147 143V144H145ZM150 143L152 145H150ZM159 143V144H158ZM172 143V147L170 146ZM247 145H246V144ZM251 143V144H250ZM102 144V145H100ZM113 144V145H112ZM115 144V145H114ZM158 147H160L159 149L156 147V145ZM187 144V145H186ZM236 144V145H235ZM261 144V145H260ZM2 145V146H1ZM36 147H35V146ZM100 145V146H99ZM144 145V146H143ZM160 145V146H159ZM174 145L176 146V148H180V149H174V150H171L173 149ZM178 145V146H177ZM180 145V147H179ZM206 145V146H205ZM234 145V146H233ZM263 145V146H262ZM4 146V148H3ZM34 146V147H32ZM43 146V147H42ZM45 146V147H44ZM54 146V145H52ZM114 146H115V149H114ZM124 146V145H123ZM122 146V147H123ZM143 146V148L141 147ZM155 146V147H154ZM164 146V148L161 150V148ZM187 146V148L185 147ZM189 146V147H188ZM248 146V147H247ZM8 147V148H7ZM38 147H39V150H38ZM44 148L42 150V148ZM48 147V148H46ZM89 147V146H88ZM117 147V148H116ZM126 147V146H125ZM139 147V148H138ZM152 147V149H151ZM168 147V148H166ZM182 147V148H181ZM234 147V148H233ZM261 147V148H259ZM34 148V149H33ZM155 148V149H153ZM167 150H166V149ZM175 148V147H174ZM229 148H233L232 150H230ZM244 148V149H243ZM47 151H46V150ZM50 149V148H49ZM101 149V150H100ZM140 149V150H139ZM141 149H143L141 151ZM165 149V150H164ZM183 149V150H182ZM191 149V150H190ZM228 149V150H227ZM252 149V150H251ZM260 149V151L258 150ZM263 149V150H262ZM38 150V151H36ZM116 150L120 151V150H123L125 151V155H122L121 157L117 158L114 160L113 156L115 155V153L117 152ZM138 150V151H137ZM151 150H154V151H151ZM156 150V151H155ZM171 150V152H170ZM182 150V151H181ZM188 150V151H186ZM234 150V151H233ZM29 151V152H28ZM33 155L36 154L39 151L41 152V158L39 159V161L36 162V164H32V160L31 159V156L32 155V152ZM45 153H44V152ZM115 151V152H113ZM150 153H149V152ZM160 151H163V152H160ZM165 151V152H164ZM227 152H230V153H226ZM255 153H254V152ZM259 151V152H258ZM2 152V153H1ZM6 152V153H4ZM25 152V153H23ZM74 152V153H73ZM137 152V153H136ZM140 153V155H138ZM154 152V154L152 155V153ZM174 152V153H173ZM250 152V153H249ZM261 152V153H260ZM44 153V154H43ZM48 153V154H46ZM130 153V154H129ZM161 154V160H159V156ZM165 153V154H164ZM167 153V154H166ZM183 153V154H182ZM242 153V154H241ZM29 154V155H28ZM78 154V156H77ZM112 154V155H111ZM129 154V156H128ZM174 154V155H173ZM194 154V155H193ZM238 154V155H237ZM240 154V155H239ZM260 154V155H258ZM27 155V156H26ZM31 155V156H30ZM44 155V156H43ZM85 155V156H84ZM130 155H131V158H130ZM164 155V156H163ZM188 155H190L188 157ZM228 155V156H227ZM6 156V157H5ZM92 156V157H91ZM155 156V157H154ZM157 156V157H156ZM180 156V157H179ZM183 156V157H182ZM249 156V157H248ZM251 156V157H250ZM257 156V158H256ZM259 156V157H258ZM89 157V158H87ZM173 157V158H172ZM263 157V158H262ZM30 158V159H29ZM45 158V159H44ZM81 158L79 161L77 159ZM113 158V160L111 159ZM129 158L130 159V165L127 164L129 163V159L126 160ZM171 158V159H170ZM228 158V159H227ZM249 158V159H248ZM253 160H252V159ZM259 158L260 160L262 161H259ZM262 158V159H261ZM50 159V157L48 158ZM88 159V160H87ZM131 159H133L131 161ZM137 159V160H136ZM140 159V160H138ZM158 159V160H156ZM173 159V160H172ZM193 159V160H192ZM196 159V160H195ZM223 161H221V160ZM256 159V161H255ZM258 159V160H257ZM110 162H109V161ZM112 160V161H111ZM120 163V164H117V162ZM126 164H125V162ZM155 160V161H154ZM241 160V161H240ZM22 161H24L25 163H23ZM77 161V162H75ZM134 161V162H133ZM157 161V162H156ZM41 162V163H40ZM115 162V163H114ZM154 162V163H153ZM256 162H259V163H256ZM40 163V164H39ZM109 163V164H108ZM114 165H113V164ZM239 163V164H238ZM251 163V164H250ZM104 164V166H103ZM108 164V165H107ZM116 165H122V166H115ZM138 164V165H137ZM233 164V165H232ZM28 165V166H27ZM114 167V168H110L111 166ZM134 165V166H133ZM251 166V167H250ZM254 166V167H253ZM263 166V167H262ZM25 167V168H24ZM29 167H31L29 169ZM83 167V168H82ZM103 167V168H102ZM133 167V168H132ZM249 167V168H248ZM256 167V168H255ZM259 167V168H258ZM107 168L111 169V170H107ZM117 168V169H116ZM252 168V169H250ZM28 169V170H26ZM114 169V170H112ZM243 169V170H242ZM246 169V170H245ZM261 169V170H260ZM33 170V171H32ZM127 170V171H126ZM130 170H131V175L130 174ZM237 172H236V171ZM238 170H241V171H238ZM108 171V172H107ZM135 171V172H134ZM220 171V172H219ZM253 171V172H252ZM256 171V172H254ZM3 172V173H2ZM29 172V173H28ZM48 175H46L45 174ZM76 172V173H75ZM105 172V173H104ZM107 172V173H106ZM134 174H133V173ZM233 172H235L233 174ZM240 174H239V173ZM259 172V174H258ZM115 173V174H114ZM242 173V174H241ZM244 173V174H243ZM3 174V176H2ZM11 174V172H10ZM31 175V178L30 176L28 175ZM44 174V175H43ZM108 174V176H107ZM113 174V175H111ZM219 174V175H218ZM240 177H239V175ZM257 176H256V175ZM43 175V176H42ZM104 175V176H103ZM236 175V176H235ZM245 175V176H244ZM32 176L33 179H32ZM50 176V177H49ZM231 176V177H230ZM244 176V177H243ZM259 176V177H258ZM263 176V177H261ZM43 177V178H42ZM233 177V179H232ZM238 177V178H237ZM50 178V179H49ZM181 178V179H180ZM186 178V179H185ZM223 178V179H222ZM262 178V179H261ZM32 179V180H31ZM221 179H222V182H221ZM240 179V180H239ZM228 180V181H227ZM230 180V181H229ZM237 180V181H235ZM244 180V181H243ZM4 181V182H3ZM37 181V182H36ZM186 181V182H185ZM220 181V182H219ZM240 181L242 185H244L242 187V185L240 184ZM228 182V183H226ZM238 182V184H237ZM246 182V183H245ZM252 182V183H251ZM259 182V183H258ZM262 182V183H261ZM42 183V185H41ZM91 183V184H90ZM219 183H222L223 185L226 186V190H227V193L226 191L224 193H220L218 190H219V186L220 184ZM227 185H226V184ZM236 183V184H235ZM248 183V184H247ZM239 185V186H235V185ZM246 184V185H245ZM33 185V186H31ZM219 185V186H218ZM234 185V187H233ZM230 186V190L228 189ZM27 187L29 189H27ZM30 187L32 189H30ZM233 187V188H232ZM246 187V189H245ZM262 187V188H261ZM39 188V189H38ZM43 188V189H42ZM133 188V189H132ZM238 188V189H237ZM243 188V190L241 189ZM254 188V189H253ZM37 189V191H36ZM103 189V190H102ZM126 189V190H125ZM131 191H130V190ZM245 189V190H244ZM248 189V190H247ZM136 190V191H135ZM231 190H233V193L231 194ZM240 190L241 193L238 191ZM255 190V191H254ZM261 192L259 194V191ZM34 191V192H33ZM39 191V192H38ZM44 191V192H43ZM46 191V192H45ZM140 191L139 194H141V196L139 194H137L138 192ZM151 191V192H150ZM229 191V192H228ZM255 193L253 195V192ZM3 192V193H1ZM34 194H33V193ZM135 192V193H134ZM218 192V193H217ZM238 192V193H237ZM70 193V194H69ZM132 193V195H131ZM134 193V194H133ZM144 193V194H143ZM225 193L227 195H225ZM237 193V196H235ZM239 193H240V196H239ZM245 193V194H243ZM3 194V195H2ZM32 197H31V195ZM60 194V195H59ZM62 194H64L62 196ZM73 194V195H72ZM130 194V195H129ZM173 194V195H172ZM220 194V195H219ZM251 194V195H250ZM257 194V195H256ZM259 194V195H258ZM134 195V196H133ZM139 195V196H138ZM166 195V196H165ZM171 196V198H169L168 202L164 201V198L163 199H159L161 198L160 196H164V197H167V196ZM243 195V197H242ZM46 196V197H45ZM60 196V197H59ZM70 196V197H69ZM127 196V197H125ZM132 196V197H131ZM154 196V197H153ZM250 196L253 198H250ZM26 197V198H24ZM49 197V198H48ZM72 197V198H71ZM145 197V198H144ZM172 197H175V198H172ZM220 197V198H219ZM237 199H235V198ZM239 197V199H238ZM241 197V198H240ZM245 197V198H244ZM257 199H255V198ZM258 197V198H257ZM28 198V199H27ZM59 198V199H58ZM66 198V199H65ZM70 200H69V199ZM226 198V199H225ZM228 198V200H227ZM233 198H234V201H233ZM249 200H248V199ZM261 198V199H260ZM263 198V200H262ZM72 199V200H71ZM147 201H146V200ZM222 199V200H221ZM230 199H231V202H230ZM244 199V200H242ZM247 199V200H246ZM251 199H252V202H251ZM3 200V201H2ZM43 200H46V201H43ZM61 200V201H59ZM141 200V201H140ZM146 202H145V201ZM226 200V201H225ZM238 200H242L238 205ZM262 200V201H261ZM23 201V202H22ZM44 203H43V202ZM63 201V202H62ZM67 201V202H66ZM79 203L77 204V202ZM151 201V202H150ZM173 201V202H172ZM181 201V202H180ZM235 201L237 203H235ZM246 201V202H245ZM255 201V202H254ZM259 201V202H258ZM3 202V203H2ZM56 202V203H55ZM70 202V203H69ZM86 202V203H85ZM87 202L89 203V205L87 204ZM143 202V203H142ZM154 202V203H153ZM175 202V203H174ZM220 202V203H219ZM228 202V203H227ZM249 202V203H248ZM257 202V203H256ZM25 203V205H24ZM55 203V204H54ZM174 203V204H173ZM182 203V204H181ZM226 205H225V204ZM247 203V204H245ZM262 203V204H261ZM23 204V205H22ZM49 204V205H48ZM68 204V205H67ZM76 204V206H75ZM85 204V205H84ZM87 204V205H86ZM188 204V206H187ZM220 204V205H219ZM223 204V206H222ZM232 204V205H231ZM250 204V205H249ZM5 205V207L3 206ZM45 205V206H44ZM78 205V207H77ZM129 206H131V203L128 204ZM166 205V206H165ZM173 205V206H172ZM176 205V206H175ZM225 205V206H224ZM230 205V206H229ZM244 205V206H243ZM248 205V207H247ZM71 206V207H70ZM73 206V208H72ZM92 206V207H91ZM128 206V207H129ZM150 206V207H149ZM181 206V207H180ZM187 206V207H186ZM227 206V207H226ZM77 207V208H76ZM91 207V208H90ZM160 207V208H159ZM176 207V208H175ZM191 208V217L190 215L185 218L183 217L182 215L179 216L181 213H183L184 209L185 208ZM222 207V208H221ZM229 207V209H228ZM245 207V208H243ZM251 207V208H250ZM9 208V209H8ZM13 208V209H12ZM69 210H68V209ZM94 208V210H93ZM96 208V209H95ZM99 208V209H98ZM111 211H110V209ZM131 208V207H130ZM172 208V209H170ZM180 208V209H178ZM227 208V209H226ZM232 208V209H231ZM247 208V209H246ZM76 209V210H75ZM101 209V210H100ZM107 209V210H106ZM162 209V210H160ZM220 209H223V210H220ZM225 209V210H224ZM250 209V210H249ZM8 210V211H7ZM15 210V211H14ZM90 213V211H92ZM96 210V211H95ZM99 210V211H98ZM125 210V211H123ZM168 210V211H167ZM170 210V211H169ZM174 210H178V211H175ZM182 211L181 213H179V211ZM240 210V211H239ZM95 211V212H94ZM225 211V212H224ZM234 211V212H233ZM237 211V212H236ZM247 211V212H246ZM102 212V214L100 213ZM105 212V213H104ZM120 212V213H119ZM126 214H125V213ZM158 212H160L161 214L163 213V219L158 216ZM178 212V213H177ZM249 212V213H248ZM117 213V214H116ZM246 213V215H245ZM105 214V215H104ZM112 214V215H110ZM122 214V215H119ZM172 214V215H170ZM175 214V215H174ZM179 214V215H178ZM236 214V215H234ZM238 214V215H237ZM243 214V215H242ZM251 216H250V215ZM254 214V215H253ZM119 216L116 218L114 216ZM124 215V216H123ZM174 215V216H173ZM229 215V216H228ZM234 218H233V216ZM103 216V217H102ZM105 216V217H104ZM113 216V218H112ZM126 216V223H125V219L124 217ZM168 216V217H167ZM171 216V218L169 217ZM231 216V217H230ZM241 216V217H240ZM246 216V218H244ZM249 216V217H248ZM101 217V219H100ZM165 217V219H164ZM176 217V218H175ZM179 217V218H177ZM183 217V218H181ZM255 217V216H254ZM97 218V219H96ZM99 218V219H98ZM106 220H105V219ZM115 218V219H114ZM118 218H120V220H118ZM124 219V222H123V219ZM231 218V219H230ZM248 218H250L248 220ZM117 219V220H116ZM151 219V220H150ZM162 221H160V220ZM170 219V220H169ZM177 219V220H176ZM240 219V221H239ZM253 219V220H252ZM110 220V221H109ZM112 220V221H111ZM122 220V221H121ZM128 220V221H127ZM130 220V221H129ZM155 220V221H154ZM173 220V221H172ZM251 220V221H250ZM105 221V222H104ZM119 221V222H118ZM154 224H152V222ZM158 221V222H157ZM167 221V222H166ZM172 221V222H171ZM175 221V222H174ZM232 221V222H231ZM100 222V223H98ZM115 222V223H114ZM118 222V223H116ZM123 222V223H122ZM131 222V223H130ZM161 224H160V223ZM185 222V223H184ZM223 222V223H222ZM225 222V223H224ZM230 222V223H229ZM239 222V223H237ZM167 223H169L167 225ZM173 223V224H171ZM174 223H176L174 225ZM180 223V224H179ZM236 223V224H235ZM98 224V225H97ZM104 224V225H103ZM129 224V225H128ZM166 224V225H165ZM127 225V226H126ZM160 225V226H159ZM170 225V227H169ZM181 225V227H179ZM221 225V226H220ZM224 225V226H223ZM156 226V227H155ZM165 226V227H164ZM211 226V227H210ZM215 226V227H214ZM226 226V227H225ZM153 227H155V230L153 229ZM159 228H162V229H158ZM174 227V228H173ZM245 227V228H244ZM175 229V231L173 229ZM182 228V229H181ZM215 228V229H214ZM222 228V230L220 229ZM225 228V229H224ZM242 228V229H241ZM170 229L173 230V234L170 233ZM177 229V230H176ZM160 230V231H159ZM171 230V231H172ZM220 230V231H219ZM226 230V232L224 233V231ZM152 231V232H151ZM264 231V229H263ZM154 232V233H153ZM169 232V233H168ZM242 232V233H240ZM168 233V234H166ZM214 233V234H213ZM221 233V234H220ZM222 233L223 234V238H221L222 240L220 242H218L214 247L212 246H209V245H205L207 244L206 240L207 239H210L208 237H211V239L214 237V236H222ZM264 233V232H263ZM154 234V235H153ZM216 234V235H215ZM240 234V235H239ZM162 235V237H160ZM233 235V236H232ZM158 236V237H157ZM216 236V237H217ZM238 236V237H237ZM140 237V238H139ZM205 237H206V240H205ZM216 237H214V239L212 240H216ZM218 238V237H217ZM227 238V240H225ZM238 239V240H237ZM262 239H263V246H264V234L262 235ZM237 241V242H236ZM230 243V244H229ZM222 244V245H221ZM228 244V245H227ZM233 245V246H232ZM232 248H231V247ZM208 247V248H207ZM210 247V248H209ZM217 247V248H216ZM167 248V249H166ZM229 248V249H228ZM232 251V252H231ZM233 253V254H231ZM189 254V255H188ZM216 255V256H215ZM236 256V257H235ZM245 256V257H244ZM177 257V258H176ZM218 257V259H216ZM242 257V258H241ZM234 258H237V259H234ZM54 259V260H52ZM57 259V260H56ZM67 260V261H63V260ZM144 259V260H143ZM177 261H176V260ZM200 259V260H199ZM252 259V260H250ZM47 263H45V261H47ZM56 260V261H55ZM235 260V261H234ZM42 261V262H41ZM50 261V262H49ZM72 261V262H71ZM85 261V262H84ZM197 261V262H198ZM216 261V262H215ZM233 261V262H232ZM239 261V262H238ZM242 261V262H241ZM67 262V263H66ZM73 262H76V263H73ZM83 262V263H82ZM230 262V263H229ZM39 263V264H40ZM236 263V264H237ZM261 264V263H259ZM264 264V263H262Z\"/></svg>",
    "mask_w": 264,
    "mask_h": 264
},
{
    "label": "bare ground",
    "instance_id": "2",
    "mask_svg": "<svg viewBox=\"0 0 264 264\" xmlns=\"http://www.w3.org/2000/svg\"><path fill=\"white\" fill-rule=\"evenodd\" d=\"M33 1L34 0H27V2L29 3V5L31 4V3H33ZM44 1H46L47 3H49V4H51V6L53 5V6H55L56 7V5H54V4H56V2H58V0H44ZM61 1V0H60ZM80 1V0H79ZM83 1V0H82ZM81 1V2H82ZM85 1V0H84ZM97 2L98 3V5H99V9L97 10V12H95L94 14H92V16L93 17H98V16H104L103 14L107 11H109V10H111V6H110V3H109V7H111L110 9L109 8H107L108 6H107V4H106V1H108V0H88V2L89 3H91V2ZM111 1V0H110ZM109 1V2H110ZM132 1V0H131ZM131 1H130V3H131ZM135 1V0H134ZM145 1H147V0H145ZM152 1V0H151ZM154 1V0H153ZM155 1H157V0H155ZM159 1V0H158ZM160 1H163V0H160ZM166 2H165V7H166V9H168V10H164L163 11V9L161 10V9H159V11H158V14L156 15V16H159V17H162V18H164L165 17V15H166V13H165V11H169V13H170V15H171V12H174V11H176L177 13H178V10H179V6H178V3L180 4V2H178V0H165ZM181 2H183V0H180ZM190 1V0H189ZM193 1H195V0H193ZM197 1V0H196ZM213 2H214V0H212ZM212 1H210V2H212ZM216 1V0H215ZM233 1V0H232ZM236 1V0H235ZM243 1V0H242ZM247 1V0H246ZM245 1V2H246ZM253 1V0H252ZM252 1H250V2H252ZM260 1H263V0H260ZM26 2V1H25ZM26 2V3H27ZM39 2V1H38ZM37 2V3H38ZM64 2V1H63ZM63 2H62V4H63ZM71 2H73V1H71ZM75 2V1H74ZM112 2V1H111ZM127 2V1H126ZM139 2V1H138ZM142 2V1H141ZM148 2V1H147ZM184 2H186V0H184ZM206 2H208V1H206ZM206 2L204 1V4H206ZM234 2V1H233ZM240 2V1H239ZM244 2V3H245ZM258 2V1H257ZM35 3V2H34ZM40 3H41V1H40ZM39 3V4H40ZM65 3V2H64ZM79 3V2H78ZM84 3V2H83ZM123 3H124V0H123V2H122V5H123ZM136 3V2H135ZM140 3V2H139ZM155 3V2H154ZM153 3V4H154ZM163 3V2H162ZM195 3H197V2H195ZM194 3V4H195ZM215 3V2H214ZM217 3L218 2H216V4L215 5H217ZM237 3V2H236ZM241 3V2H240ZM243 3V2H242ZM241 3V4H242ZM254 3L255 4H257L255 1H254ZM260 2H258V5H260V4H262V2L259 4ZM3 4V3H2ZM59 4V3H58ZM86 4H87V2H86ZM106 4V5H105ZM147 4V3H146ZM156 5H157V3H155ZM182 4V3H181ZM192 4H193V2H192ZM198 4H199V1H198ZM202 4V6H203V3H201ZM248 4H250V3H248ZM13 5V4H12ZM17 5V4H16ZM26 5H28V4H26ZM35 5V4H34ZM44 5V4H43ZM60 5V4H59ZM83 5V4H82ZM85 5V4H84ZM126 5V4H125ZM129 5V4H128ZM132 5H133V3H132ZM132 5H129V6H132ZM135 5V4H134ZM142 5H143V3H142ZM162 5H164V4H162ZM183 5V4H182ZM184 5H186V4H184ZM209 5V4H208ZM213 5V4H212ZM222 5V4H221ZM220 5V6H221ZM235 5V4H234ZM233 5V6H234ZM238 5H239V3H238ZM244 5V4H243ZM9 6V5H8ZM11 6V5H10ZM31 6V5H30ZM38 6H41V4L40 5H38ZM72 6V5H71ZM70 5H69V7H71ZM89 6V5H88ZM92 6V5H91ZM120 6V5H119ZM124 6V5H123ZM127 6V5H126ZM129 6H127L128 8H129ZM202 6H200L201 8H202ZM237 6V5H236ZM247 6V5H246ZM249 6V5H248ZM248 6H247V8H248ZM255 6V5H254ZM4 7H7V6H5L4 5ZM13 7V6H12ZM32 7V6H31ZM36 7V6H35ZM45 7V6H44ZM49 7H50V5H49ZM54 7V8H55ZM59 7V6H58ZM66 7H68V6H66ZM68 7V8H69ZM98 7V6H97ZM126 7V8H127ZM147 7V6H146ZM160 8H161V6H159ZM158 7V8H159ZM164 7V6H163ZM165 7H164V9H165ZM182 7V6H181ZM180 7V8H181ZM186 7V6H185ZM193 7V6H192ZM192 7H189V8H192ZM194 7L195 8H198V7H196L195 5H194ZM204 7V6H203ZM209 7V6H208ZM208 7H207V9H208ZM214 7V6H213ZM212 7V8H213ZM240 7V6H239ZM245 7V6H244ZM257 7V6H256ZM259 7V6H258ZM262 7V6H261ZM37 8V7H36ZM35 8V9H36ZM52 8V7H51ZM54 8H52V10L54 11L55 9ZM85 9H86V7H84ZM89 8H90V6H89ZM96 8V7H95ZM116 8H118V6H116ZM121 8V7H120ZM131 8V7H130ZM136 8V7H135ZM140 8H141V6H140ZM154 8H156V7H154ZM157 8V9H158ZM194 8V9H195ZM206 8V7H205ZM204 8V9H205ZM215 8V7H214ZM233 8V7H232ZM232 8H231V10H232ZM235 8V7H234ZM241 8V7H240ZM239 8V9H240ZM9 9V8H8ZM38 9V8H37ZM56 9H57V7H56ZM65 9V8H64ZM75 9V8H74ZM77 9V8H76ZM82 8H80V10H81ZM84 9V10H85ZM138 9H139V6H138ZM147 9V8H146ZM156 9V10H157ZM218 9V8H217ZM221 9V8H220ZM244 9V8H243ZM250 9V8H249ZM252 9H256V10H260L259 8L257 9V8H252ZM31 10H34L33 9V7L31 8ZM39 10L40 9H38L37 11L39 12ZM69 10V9H68ZM68 10H67V12H68ZM87 10V9H86ZM91 10V9H90ZM93 10V12H94V8L92 9ZM91 10V11H92ZM113 10V9H112ZM122 10H124L123 8H122ZM136 10V9H135ZM152 9H150V11H151ZM187 10V9H186ZM190 10H192V9H190ZM197 10V9H196ZM196 10H194V11H196ZM202 10H203V8H202ZM201 10V11H202ZM211 10H213V9H211ZM215 10H216V8H215ZM237 10V9H236ZM236 10L234 9V10H232V11H235L236 12ZM244 10H246V9H244ZM0 11H3V10H0ZM11 11V10H10ZM16 11V10H15ZM45 11V10H44ZM47 12H48V10H46ZM46 11H45V13H46ZM49 11H50V9H49ZM66 10H64L63 12H61L62 14L65 12ZM71 11V10H70ZM89 11V10H88ZM96 11V10H95ZM153 11L155 12V10L153 9ZM181 11H183V9L181 10ZM180 11V12H181ZM184 11H185V8H184ZM184 11H183V13H184ZM206 11V10H205ZM204 11V12H205ZM217 11V10H216ZM220 11V10H219ZM222 11H223V7H222ZM221 11V12H222ZM243 11V10H242ZM4 12H6V11H4ZM3 12V14H5ZM33 12V11H32ZM41 12V11H40ZM55 12H57L56 14L58 15V16H60V17H64L65 15H61V13H58L59 11H55ZM136 12V11H135ZM134 12V13H135ZM138 12V15L136 14H134V16H136L135 17V19H132V20H123L121 17V15H119L118 17L119 18H121V19H119V21L121 20V22L119 23V28L121 29L120 31L122 32L121 34H122V37H126V40L125 39H123V40H125L124 41V45H121L120 44V46H123V48H121L122 50H118L119 52V55H120V57H131V56H135V55H138V53L139 54H141L142 56H141V58H140V61H141V63L143 64L144 63V65H142V66H145V64H147V65H149V67H151L153 70H155L156 72L157 71H160V69L158 68V64L160 63V61L162 62V60H163V58H165V62H166V60L167 61H169L168 63H169V65L170 66H168V68L170 69V72H169V77L168 78H170V89L172 90V92H173V95L175 96V99L180 103V104H182L183 105V110H184V114L186 115V119H185V121L187 120V121H189L187 124H189L190 122L191 123H193V122H196L195 124L196 125H200V127H201V131H202V133H200V134H202L203 135V137L205 138V143H206V145L207 144H211V142L213 141V140H215V138H216V136L218 135V132H219V130H218V132L214 129L216 126H214V128L212 127V125L210 124V122H212L211 120H213V119H211L212 118V114H211V111L210 110H213V109H211L210 107L211 106H213L212 104H215V105H217V107L221 110V113H222V121H223V125L226 127V129L227 128H229V127H231L230 126V123L232 122V117H231V120H230V115H229V107H228V105H227V102H226V100H225V97H223L220 93H218V91L216 90V87H214V85H213V87L211 88V91H210V94L206 91V92H204V93H208L207 95H204V93H202L200 96H198V93H197V97H196V95L194 94V93H190L189 92V89H187L188 88V86H186V88L184 89L182 86H180V85H178V83L180 82V80H176V79H174L173 78V75H175V73L176 72H178V70H181L182 71V69H183V67H181V63L179 62V61H176V60H179V59H175L174 57V55L179 51L180 53H184L183 54V56L184 55H187V56H192V54H194V53H196V51L192 48V44H190V46H191V48H192V52H193V50L195 51V52H190L189 50H191V49H186V48H184V47H182V48H180L179 50H177V52L175 51V50H173L174 49V47H173V45L171 44V43H174V41H172L171 42V40L170 39H172V38H170L169 39V35H171L170 33L171 32H173V31H171V32H167V30L165 31H163V30H160V31H158L157 29L159 28V26H158V28H157V26H156V28L157 29H155V27H154V29L155 30H157V32H153V35H155L156 37H157V40L158 41H152L151 40V36L149 35V34H151L152 33V31L154 30L153 28H150V27H148L147 25L149 24V23H153L154 22V19H156V17L155 18H153V17H151V16H147V15H142L141 14V12L139 13V11H137ZM148 12H149V10H148ZM147 12V13H148ZM157 12V11H156ZM180 12H179V14H180ZM187 12V11H186ZM197 12V11H196ZM213 12V11H212ZM240 12V11H239ZM249 12V11H248ZM248 12H247V14H248ZM252 12V11H251ZM250 12V13H251ZM253 12H255V11H253ZM252 12V13H253ZM256 12H258V11H256ZM260 12H264V10H261ZM12 13V12H11ZM31 13V12H30ZM42 13V12H41ZM41 13H39L40 15H42ZM44 13V12H43ZM54 13V12H53ZM52 13V14H53ZM73 13V12H72ZM75 13V12H74ZM79 13V12H78ZM92 13V12H91ZM91 13H89L90 15H91ZM124 13V12H123ZM127 13V12H126ZM146 13V14H147ZM152 13V12H151ZM151 13H150V15H151ZM192 13H193V10H192ZM208 13V11L206 12V14ZM216 12L214 11L213 12V14H215ZM237 13H238V10H237ZM33 14V13H32ZM52 14H48L47 16H45L44 18H37V17H32V19H33V22L32 23H34V25L36 26V27H38V28H40L41 30L42 29H45V28H48L49 29V27L48 26H50V28L52 29V27H56V18H54L55 16H57V15H55L54 17H53V15ZM89 14H88V16H89ZM133 13H131V15H132ZM140 14V15H139ZM154 14V13H153ZM168 14V13H167ZM187 13H185V15H186ZM194 14H196V13H194ZM198 14H200V13H198ZM198 14H196V15H198ZM202 14V13H201ZM204 14V13H203ZM231 14V13H230ZM259 14V13H258ZM5 15H7V14H5ZM5 15H4V17H5ZM13 15H14V13H13ZM12 14L10 15V16H13ZM34 15V14H33ZM44 15V14H43ZM72 15V14H71ZM75 15V14H74ZM106 15H108V14H106ZM130 15V16H131ZM172 15H174L173 13H172ZM184 15V14H183ZM185 15L184 16H181V20L183 21V19H182V17H185ZM216 15V14H215ZM220 15V14H219ZM235 15V14H234ZM245 15V14H244ZM250 15V14H249ZM252 15H256L257 16V14L256 13H254V14H252ZM263 14L261 13V16H262ZM69 16H70V14H69ZM79 16H80V14H79ZM81 16L83 17V15H82V13H81ZM91 16V17H92ZM121 16V17H120ZM129 16V17H130ZM133 16V15H132ZM187 16V15H186ZM190 16V15H189ZM199 16V15H198ZM201 16V15H200ZM203 17H204V15H202ZM208 16V15H207ZM227 16V15H226ZM230 16H233V15H230ZM246 17H247V15H245ZM7 17H9V13H8V15H7ZM30 17V16H29ZM40 17V16H39ZM68 17V16H67ZM71 17H73V16H71ZM75 17H76V15H75ZM82 17H79V18H82ZM86 17V16H85ZM85 17H84V19H85ZM105 17V16H104ZM115 17H117L116 15H115ZM126 17V16H125ZM124 16H123V18L124 19H127L128 18V15H127V18H125ZM170 17V16H169ZM172 17V16H171ZM174 17H176V16H174ZM193 17V16H192ZM191 17V18H192ZM195 17V16H194ZM210 17H211V15H210ZM218 17V16H217ZM238 16H236V18H237ZM240 17H241V15H240ZM242 17H243V15H242ZM250 17V16H249ZM249 17H247V18H249ZM1 18V17H0ZM59 18V17H58ZM69 18V17H68ZM74 18V17H73ZM133 18V17H132ZM186 18V17H185ZM196 19H197V17H195ZM216 18V17H215ZM236 18H233V19H236ZM251 18V17H250ZM253 18H256V17H253ZM260 18H262V17H260ZM1 19H4V18H1ZM0 19V20H1ZM30 19H31V17H30ZM63 19V18H62ZM66 19V18H65ZM70 19V18H69ZM83 19V18H82ZM89 19V18H88ZM92 19V18H91ZM102 19V18H101ZM168 19V18H167ZM173 19V18H172ZM175 19V18H174ZM193 19V18H192ZM198 19H199V17H198ZM200 19H201V17H200ZM207 19V18H206ZM205 19V20H206ZM232 19V20H233ZM246 18L244 17V19L243 20H245ZM252 19V18H251ZM257 19V18H256ZM256 19H255V21H256ZM264 19V18H263ZM60 20H61V18H60ZM64 20V19H63ZM72 19H70V21H71ZM75 20V19H74ZM79 20V19H78ZM93 20H95V19H93ZM106 20V19H105ZM116 20H118L117 18L115 19V21H114V23L116 22ZM161 20V19H160ZM163 20V19H162ZM176 20V19H175ZM177 20H178V18H177ZM187 20V19H186ZM186 20H185V23H187L186 22ZM208 20V19H207ZM211 20H213V19H211ZM260 20V19H259ZM262 20V19H261ZM75 21H77V20H75ZM85 21V20H84ZM166 21V20H165ZM188 21H191L190 19L188 20ZM193 21H194V19H193ZM214 21V20H213ZM216 21V20H215ZM214 21V22H215ZM236 21H242V20H237L236 19ZM250 21V20H249ZM249 21H247V22H249ZM254 21V20H253ZM14 22V21H13ZM58 22V21H57ZM60 22V25L59 26H61V23H63V22H61V21H59ZM68 22V21H67ZM73 22V21H72ZM78 22V21H77ZM91 22V21H90ZM93 22V21H92ZM91 22V23H92ZM156 22V21H155ZM158 22V21H157ZM162 22V21H161ZM160 22V23H161ZM164 22V21H163ZM175 22V21H174ZM178 22H179V20H178ZM211 22V21H210ZM260 22V21H259ZM262 23H263V21H261ZM71 23V22H70ZM80 24H82L81 23V21L79 22ZM101 23H102V21H101ZM100 23V24H101ZM117 23V22H116ZM166 23V22H165ZM165 23H161L162 25L163 24H165ZM173 23V22H172ZM181 23V22H180ZM184 23V24H185ZM191 23H192V21H191ZM193 23H195V22H193ZM207 23H209V21H207ZM220 23V22H219ZM232 23H233V21H232ZM235 23V22H234ZM243 24V22H239V24ZM256 23H258V22H256ZM261 23V24H262ZM31 24V23H30ZM65 24V23H64ZM67 24H69V22L67 23ZM67 24H65V25H67ZM72 24V23H71ZM79 24V25H80ZM104 23H102V26H105V24L103 25ZM107 24V23H106ZM188 24H190V22L188 23ZM204 24L206 25V23H205V21H204ZM209 24H211V23H209ZM215 24H216V22H215ZM241 24V25H242ZM248 24V23H247ZM18 25V24H17ZM16 25V26H17ZM64 25V26H65ZM77 25V24H76ZM84 25V24H83ZM89 25H90V23H89ZM92 25V24H91ZM94 25V24H93ZM114 25V24H113ZM156 25V24H155ZM154 25V26H155ZM172 25V24H171ZM195 25L197 26L198 25V22H197V24L195 23ZM202 25H203V23H202ZM244 25H245V23H244ZM256 25H258V24H255V27H257ZM264 25V24H263ZM5 26V25H4ZM13 26V25H12ZM72 26V25H71ZM101 26V25H100ZM138 26L140 27V26H147V29L149 28V29H152V31H151V33H142V35L144 36V39H145V43L144 44H142V42L141 41H138V38H137V40H136V38L135 37H133L134 35V33H135V30L138 28ZM169 26V25H168ZM176 26V25H175ZM186 26V25H185ZM193 26H194V24H193ZM199 26V25H198ZM207 26V25H206ZM212 26V25H211ZM210 26V27H211ZM234 26V25H233ZM248 26V25H247ZM251 26H253V25H251ZM1 27V26H0ZM6 27V26H5ZM18 27H20V25H18ZM18 27H16V28H18ZM67 27V26H66ZM68 27H70V25L68 26ZM170 27H173V26H170ZM191 27H192V25H191ZM209 27V26H208ZM218 27V26H217ZM216 27V30L218 29V28H220V27H218L217 28ZM238 27L240 28V26L238 25ZM238 27H237V30L238 31H240L239 29H238ZM259 27H261V26H259ZM16 28H14L13 30L15 31V29ZM58 28V27H57ZM61 28H62V26H61ZM93 28H95L96 29V27H93ZM162 28V27H161ZM160 28V29H161ZM169 27H167V29H168ZM177 28V27H176ZM179 28V27H178ZM177 28V29H178ZM181 28V27H180ZM188 28V27H187ZM187 28H185V31H187L188 29ZM192 28H194V27H192ZM215 28V27H214ZM234 28H235V26H234ZM243 28H245L244 26H243ZM0 29H2V28H0ZM3 29H5V32H7L6 31V29L7 28H3ZM31 29V28H30ZM37 29V28H36ZM86 29L88 30V27L87 26H85V28L84 27H82V26H72V27H70V28H64V29H61L62 31H59V32H61L62 34L60 35V37H61V39L60 40H62V42L64 43V47L66 48V51H67V53H68V51H69V53H70V55H71V57H70V61L72 62V65H74V68H76V67H80L82 70L81 71H83V69H84V76L87 74V79H88V77H90V78H92L91 76H93V80L94 79H96L97 78V76H95L94 77V75L93 74H90L89 72L87 73V70L89 71V70H91L94 66H96L95 65V60H94V57H93V55H92V53H94L93 51L94 50H92V49H94V47L93 48H90V47H87L84 43H85V41L87 40H85L84 41V37H85V33H86ZM114 29V28H113ZM115 29H116V27H115ZM139 29V28H138ZM148 29V30H149ZM170 29V28H169ZM172 29V28H171ZM187 29V30H186ZM197 29V28H196ZM196 29H192L194 32H195V30ZM200 29V28H199ZM199 29H197L196 31L198 32V30ZM203 29H205V28H203ZM213 29V28H212ZM242 29V28H241ZM246 29V28H245ZM251 29H253V28H251ZM264 29V28H263ZM262 29V30H263ZM20 30V29H19ZM53 30H56L55 28H53ZM53 30H52V34H53ZM59 30V29H58ZM91 30V29H90ZM89 30V31H90ZM93 30V29H92ZM118 30V29H117ZM141 30V29H140ZM183 30V29H182ZM206 30V29H205ZM204 30V31H205ZM215 30V34H216V31ZM221 30V29H220ZM2 31V30H1ZM11 31V30H10ZM10 31H8V32H10ZM31 31V30H30ZM29 31V32H30ZM35 31V30H34ZM37 31V30H36ZM104 31V30H103ZM138 31V30H137ZM137 31H136V34H137ZM142 31V30H141ZM144 31V30H143ZM146 31V30H145ZM169 31V30H168ZM178 30H175V32H173V33H176ZM185 31H184V33H182L183 35L184 34H187V33H185ZM200 31H203V30H201L200 29ZM207 31V30H206ZM206 31H205V33H206ZM209 31V30H208ZM207 31V32H208ZM212 32L214 31V30H211ZM237 31V32H238ZM244 31V30H243ZM242 31V32H243ZM45 32V31H44ZM56 32V31H55ZM58 32V33H59ZM92 32V31H91ZM118 33H119V31H117ZM139 32V31H138ZM180 30H179V34H180ZM190 32H192L191 30H190ZM190 32H188V33H190ZM210 32V31H209ZM208 32V33H209ZM211 32V33H212ZM255 32V31H254ZM2 33V32H1ZM1 33H0V35H1ZM13 33V32H12ZM12 33H9V34H11L12 35ZM15 34H16V31L14 32ZM13 33V35H12V38H13V36H15V34ZM41 33V32H40ZM39 33V34H40ZM43 33V32H42ZM51 33V32H50ZM114 33H116V32H114ZM172 33V34H173ZM204 33V32H203ZM203 33H201L200 32V34H203ZM207 33V34H208ZM218 33V32H217ZM222 33H224V32H222ZM251 33L253 34V32L251 31ZM258 32H256V34H257ZM5 35L4 36H7V34L6 33H4ZM19 34V33H18ZM36 34H38V31H37V33ZM35 34V35H36ZM56 34V33H55ZM178 34V32L176 33V36H178L179 35ZM191 34V33H190ZM194 34V33H193ZM219 34V33H218ZM237 34H239V33H237ZM236 34V35H237ZM241 34V33H240ZM244 34H245V32H244ZM261 34V33H260ZM259 34V35H260ZM17 35V34H16ZM43 35V34H42ZM116 35V34H115ZM181 35V34H180ZM192 35V34H191ZM191 35H190V37H191ZM196 35V34H195ZM206 35V34H205ZM208 35H210V33L208 34ZM213 35V34H212ZM220 36H221V34H219ZM225 35V34H224ZM242 35H243V33H242ZM3 36V37H4ZM18 36V35H17ZM33 36V35H32ZM56 36L57 37H59L58 36V34H56ZM89 36H90V34H89ZM121 36V35H120ZM138 36V35H137ZM140 36H141V34H140ZM139 36V37H140ZM142 36V37H143ZM174 36V35H173ZM175 36V37H176ZM193 36V35H192ZM197 36V35H196ZM202 36V35H201ZM203 36H204V34H203ZM238 36V35H237ZM236 36V37H237ZM245 36V35H244ZM243 36V37H244ZM253 37H255L254 35H252ZM257 36V35H256ZM2 36H0V38H1ZM11 37V36H10ZM87 37V36H86ZM108 37V36H107ZM112 36H110L109 35V40H110V38H111ZM117 38H118V36H116ZM141 37V38H142ZM174 37V38H175ZM184 37H185V35H184ZM188 37V36H187ZM186 37V38H187ZM194 37V36H193ZM192 37V38H193ZM207 38H209V37H211V36H206ZM205 37V38H206ZM218 37V36H217ZM8 39H9V37H7ZM14 38H16V37H14ZM18 38V37H17ZM17 38H16V40H17ZM23 38V37H22ZM140 38V39H141ZM153 38V37H152ZM195 38V37H194ZM211 38H213V37H211ZM224 37L222 36V38H216V36H215V40L217 41V42H212V43H214V44H216V43H218V45H220L221 46V43L223 44L226 40L225 39H228V38H226L225 37V41L223 42V41H221V39H223ZM256 38V37H255ZM264 38V37H263ZM31 40H32V44L33 45H31L32 47L34 46V48L35 49H33L32 47V49L33 50H35V51H33V53H32V55L33 54H35V56H37V57H35V56H33L32 57V55H31V53H30V51H29V48H27L28 50V52L27 53H25V54H22V53H20V54H17L16 56H14L15 55V53H13L14 55H12V56H9V55H7V57H6V59H7V61L9 62V64L7 65V66H9L8 68H7V70H5V80L7 79L8 80V82H9V80L10 79H12L11 77L13 76V74L15 73L16 74V72H19L20 70H18V69H24V68H27V66H28V57L27 56H29V54H30V56H31V59L32 60H34V61H38L40 58H43L44 57V54H46L45 52L46 51H44L43 50V48L44 47H46L47 49H48V46H43L42 44V46H43V48H41L40 47V45L38 44V41L36 40V39H33V38H30ZM103 39V38H102ZM185 39V38H184ZM200 39V38H199ZM202 39V38H201ZM200 39V41L201 42H204V41H202ZM244 39V38H243ZM10 40V39H9ZM9 40H8V42H9ZM11 40H14V39H11ZM154 40V39H153ZM173 40H175V39H173ZM188 40H189V38H188ZM196 40V39H195ZM194 40V41H195ZM197 40H198V36H197ZM209 40V39H208ZM234 40H236V39H234ZM238 40V39H237ZM257 40V39H256ZM255 40V41H256ZM260 40H261V38H260ZM259 40V41H260ZM264 40V39H263ZM6 41V40H5ZM87 41H89V39L87 40ZM113 41V40H112ZM178 41V40H177ZM180 41V40H179ZM178 41V42H179ZM187 41V40H186ZM191 41V40H190ZM221 41V42H220ZM241 41H242V39H241ZM240 41V42H241ZM244 41V40H243ZM1 42V41H0ZM12 42V41H11ZM17 42V41H16ZM95 42V41H94ZM114 42H115V40H114ZM139 42H141V44L139 43ZM183 42V41H182ZM189 42V41H188ZM201 42H199L200 44H201ZM240 42H239V45H238V42H230V47H232L234 50H235V52L236 53H238L239 54V56L240 55H242V54H240L241 53V46H240ZM244 42H247V40H245ZM63 43L61 44V45H63ZM177 43V42H176ZM187 43V42H186ZM185 42H184V45L186 44ZM204 43H207L206 41L204 42ZM203 43V44H204ZM249 43V42H248ZM263 43V42H262ZM10 44V43H9ZM8 44V45H9ZM116 44V43H115ZM183 44V43H182ZM196 44V43H195ZM241 44H242V42H241ZM259 44V43H258ZM260 44H261V41H260ZM91 45H93L94 46V44L92 43ZM117 45V44H116ZM119 45V44H118ZM117 45V46H118ZM181 45V44H180ZM189 45V44H188ZM194 45V44H193ZM243 45V44H242ZM254 45V44H253ZM252 45V46H253ZM256 45V44H255ZM255 45H254V47H255ZM11 46V45H10ZM21 46V45H20ZM178 46V45H177ZM195 46V45H194ZM197 46H199V48L201 47V45H197ZM210 46V45H209ZM215 46V45H214ZM217 46V45H216ZM246 46V45H245ZM263 46H264V44H263ZM9 47V46H8ZM28 47V46H27ZM39 47L42 49L41 51H40V49H39ZM63 47V48H64ZM92 47V46H91ZM116 47V46H115ZM114 47V48H115ZM185 47H186V45H185ZM211 47H212V45H211ZM227 47V46H226ZM244 47V46H243ZM248 47V49H250L249 48V45L247 46ZM246 47V48H247ZM102 48V47H101ZM173 48V49H172ZM179 48V47H178ZM187 48H189L188 46H187ZM214 47H212V48H210V53H212L211 52V50L213 49ZM221 48V47H220ZM222 48H223V51L225 52V50H224V46L222 45ZM221 48V49H222ZM263 48V47H262ZM10 49H11V47H10ZM21 49H22V47H21ZM50 49V48H49ZM48 49V50H49ZM95 49H96V46H95ZM116 49H118L117 47L115 48V50ZM170 49H172V50H170ZM196 49V48H195ZM202 49H204V53H205V49H206V47L204 48V45H203V48ZM201 49V50H202ZM226 49V48H225ZM227 49H228V47H227ZM232 49V50H233ZM252 49V48H251ZM255 49V48H254ZM258 49V48H257ZM256 49V50H257ZM12 50V49H11ZM39 50V51H38ZM47 50V51H48ZM97 50H98V48H97ZM97 50H95V52L97 51ZM100 51H101V49H99ZM103 50V49H102ZM197 50V49H196ZM198 50H200V49H198ZM201 50H200V53H201ZM207 50V53H208V49H206ZM233 50V51H234ZM262 50V49H261ZM17 51H19V50H17ZM20 51H22V50H20ZM25 51H26V49H25ZM50 51V50H49ZM48 51V52H49ZM56 51V50H55ZM107 51V50H106ZM171 51H173V52H171ZM175 51V52H174ZM216 51V50H215ZM222 51V50H221ZM263 51V50H262ZM48 52H47V54H48ZM98 52V51H97ZM103 52V51H102ZM101 52V53H102ZM117 52V51H116ZM217 52V51H216ZM219 53H221L220 51H218ZM223 52V53H224ZM232 52V51H231ZM2 53H4V52H2ZM11 53V54H12ZM19 53V52H18ZM24 53V52H23ZM50 53V52H49ZM52 53V52H51ZM56 53V52H55ZM68 53V54H69ZM104 53V52H103ZM114 53V52H113ZM179 53V54H180ZM190 53V54H189ZM192 53V54H191ZM204 53H202L203 55H204ZM254 53H255V51H254ZM258 53H262V52H258ZM196 54H198V52L196 53ZM196 54H194V56L196 55ZM217 54L218 53H216L215 54V56L216 57H219V56H217ZM247 54L248 53H244V55H246L247 56ZM262 54H264V53H262ZM2 55V54H1ZM52 55H53V53H52ZM55 55V54H54ZM113 55V54H112ZM203 55H196L197 57H201L202 59H204V57H202ZM235 55H237V54H235ZM254 55V54H253ZM256 55H259V54H257V52H256ZM49 57L51 56V54H49L48 55ZM104 56V55H103ZM102 56V57H103ZM115 56V55H114ZM113 56V57H114ZM177 56V55H176ZM181 56V55H180ZM179 56V57H180ZM182 56V57H183ZM243 56V55H242ZM255 56V55H254ZM98 57V56H97ZM102 57H100V58H102ZM110 57V56H109ZM112 57V56H111ZM116 57V56H115ZM138 57H140V56H138ZM137 57V58H138ZM178 57V58H179ZM185 57V56H184ZM183 57V58H184ZM209 57V56H208ZM211 57V56H210ZM209 57V58H210ZM253 57V56H252ZM45 58V57H44ZM193 58V57H192ZM213 58V57H212ZM229 58V57H228ZM236 58V57H235ZM242 58V57H241ZM262 58V57H261ZM30 59V60H31ZM46 59V58H45ZM44 59V60H45ZM48 59V58H47ZM97 59V58H96ZM128 59V58H127ZM182 59V58H181ZM205 59H208L207 58V56L205 57ZM214 59V58H213ZM264 59V58H263ZM0 60H3V59H0ZM4 60H5V58H4ZM40 60H43V59H40ZM40 60H39V62H40ZM101 60V59H100ZM103 60V59H102ZM118 60V59H117ZM120 60V59H119ZM133 60V59H132ZM183 60V59H182ZM190 60V59H189ZM188 60V61H189ZM194 60V59H193ZM196 60H198V58H196ZM195 60V61H196ZM199 60H201V59H199ZM209 60V59H208ZM219 60H221V59H219ZM252 60V59H251ZM256 60V59H255ZM258 60V59H257ZM256 60V61H257ZM260 60H262V59H260ZM259 60V61H260ZM54 61V60H53ZM57 61V60H56ZM55 61V62H56ZM98 61H99V59H98ZM115 61V60H114ZM129 61V60H128ZM134 61H136V60H134ZM133 61V62H134ZM139 61V60H138ZM186 61V60H185ZM184 61V62H185ZM191 61V60H190ZM189 61V62H190ZM210 61V60H209ZM221 61H223V60H221ZM234 61V60H233ZM258 61V62H259ZM264 61V60H263ZM262 61V62H263ZM43 62V61H42ZM42 62H40V63H42ZM47 62V61H46ZM70 62V63H71ZM112 62V61H111ZM118 62V61H117ZM130 62V61H129ZM129 62H128V64L127 65H124L123 66V68H125V66H126V68L128 67V65L131 67V65H135V64H129ZM204 62V61H203ZM206 62V61H205ZM212 62V61H211ZM235 62V61H234ZM239 62V61H238ZM1 63V62H0ZM33 63V62H32ZM36 63V62H35ZM47 63H49L50 64V61H48ZM59 63V62H58ZM108 63V62H107ZM119 64H120V62H118ZM167 63V62H166ZM196 63V62H195ZM201 63V62H200ZM207 63V62H206ZM205 63V64H206ZM209 63V62H208ZM215 63V62H214ZM217 63V62H216ZM219 63V62H218ZM264 63V62H263ZM2 64V63H1ZM4 64H5V62H4ZM7 64V63H6ZM39 64V63H38ZM45 64V63H44ZM51 64H52V62H51ZM97 64V63H96ZM117 64V63H116ZM164 64V63H163ZM162 63H161V65H163ZM186 64V63H185ZM190 64L192 65V63L190 62ZM197 64V63H196ZM211 64H213V63H211ZM221 64V63H220ZM233 64H235V63H233ZM258 64H260V62L258 63ZM37 65V64H36ZM36 65H34V69H35V66ZM42 65V64H41ZM47 65V68L46 67H42L41 68V71L37 68V70H39L38 72H40V74L38 73V72H36V73H38V75H43L44 76V78L43 77H38L39 79H37V81H36V83H30V82H28V79L30 78H26V76H24V77H22L21 79H22V82L21 83H18V82H15V84L16 85H18V84H21V87H22V85H23V87L26 89V92L24 93V94H26L24 97H22V95L21 96H17V97H20V99H18V98H14V99H12L11 97H12V94H13V92H11L12 94H10L9 95V92H5L4 94H3V96H1L2 97V99L1 100H3L1 103H3L4 105L3 106H5L6 108H11V107H13L15 104H16V108H15V106H14V108H12V110L10 111V109L8 110L10 113H9V117H11V118H9L10 119V122H9V124H8V128H9V132L8 131H6V129L5 130H3L2 128H1V130H0V135H1V137L2 138H4L6 141H7V139L8 140H10V142L12 143L11 144V146H9V148H8V150L6 151L7 152V154H8V156L6 157V158H4L1 162H0V167H1V170L2 171H8L7 173H8V175L7 174H5V181H6V185H5V194L3 195V197H4V199L6 200V202L7 203H5L7 206H6V209H7V207H8V205L9 204H11L10 206H12V205H18V201L21 199L22 200V196L23 195H25V192L26 191H28V190H26L25 189V186H26V183H27V180H28V178L26 179V177H25V170L23 169V165H22V163H21V159H23L24 160V155H21V153H20V151H19V154H18V150L21 148V150L22 149H24L23 151H25V150H28V148H29V144H28V142L30 141L31 142V140L33 141V140H35V138H36V134L37 133H35V132H32V130H34L33 129V127L31 126V124H33L34 125V123H32V119H30V118H32V117H30V116H28V109H27V111H26V106L27 107H29V105L31 104V105H33V106H36L37 107V109H38V107L39 106H41L40 104H42V102L43 101H46V102H44V103H47V101H48V105H50V107H54L55 106V104L57 103L56 101H62L65 105H68V107L66 108V109H70V111L72 112V114H71V119H72V121L74 122L73 124H75L76 123V121H77V119L78 118H80L79 116H78V118H77V114L79 113V112H83L84 113V111H83V109L81 110V108H83L82 106H84V102L87 104H89V102L91 103H94L96 106L98 105L99 106V104H100V102L103 104V102H102V100H104V99H102V97H103V94H104V91H98L99 93L97 94V98L95 99V100H91V101H89L88 99H87V97L86 98H83V99H81L82 98V96H81V98H80V100H82V101H84L83 103H81L82 105H79V107L81 106V108L79 109L78 108V106L76 107V105H75V99H76V97L78 96L77 94H76V92H74V91H72V90H70V89H67V88H65L64 87V85H62V83H61V78H59L58 77V75H56V71L54 70V68H52V67H54V66H52V67H49L48 66V64H46ZM61 65V64H60ZM110 65H111V63H110ZM121 65V64H120ZM119 65V66H120ZM123 65V64H122ZM168 65V64H167ZM194 65V67L195 68H197V67H199V64H198V66L196 67L195 66V64H193ZM207 65V64H206ZM205 65V66H206ZM219 65V64H218ZM217 65V66H218ZM239 64H237V62H236V65L235 66H238ZM261 65V64H260ZM259 65V67H261ZM2 66V65H1ZM38 67L40 66V65H37ZM42 66H45V65H42ZM58 66V65H57ZM57 66L55 65V67L57 68ZM99 66V65H98ZM100 66H102V64L100 65ZM99 66V67H100ZM183 66H185L184 64H183ZM200 66H201V64H200ZM204 66V65H203ZM208 66V65H207ZM214 65H211V68L213 67ZM220 66V65H219ZM230 66H232V65H230ZM242 66V65H241ZM248 66V65H247ZM250 66V65H249ZM255 66V65H254ZM4 67V66H3ZM60 67V66H59ZM59 67H58V71H59ZM133 67V66H132ZM134 67H136V65L134 66ZM133 67V68H134ZM164 68H165V66H163ZM188 69H189V67H188V65L186 66ZM185 67V68H186ZM193 67V66H192ZM216 67V66H215ZM214 67V68H215ZM221 67V66H220ZM219 67V68H220ZM251 67H253V65L251 66ZM256 67V66H255ZM254 67V68H255ZM258 67V66H257ZM257 67H256V69H257ZM263 67V66H262ZM28 68H29V66H28ZM55 68V69H56ZM71 68H72V66H71ZM80 68H79V70H80ZM96 69H97V66L95 67ZM100 68H102V67H100ZM118 68V67H117ZM125 68V69H126ZM138 68H139V66H138ZM147 68V67H146ZM182 68V69H181ZM186 68V69H187ZM191 68V67H190ZM199 68H203V67H199ZM199 68H198V72H199ZM206 68V67H205ZM222 68V67H221ZM226 68V67H225ZM235 68V67H234ZM237 68V67H236ZM239 68V67H238ZM0 69H1V67H0ZM2 69H4V68H2ZM6 69V68H5ZM32 69V68H31ZM86 69V70H85ZM116 69V68H115ZM132 69V68H131ZM167 69V68H166ZM187 69V70H188ZM228 69V68H227ZM230 69V68H229ZM240 70H241V67L239 68ZM36 70V69H35ZM77 70V69H76ZM101 70V69H100ZM102 70H104V68L102 69ZM118 70H119V68H118ZM118 70H116V71H118ZM135 70V69H134ZM137 70H139V69H137ZM136 70V71H137ZM144 70V69H143ZM146 70V69H145ZM152 70V71H153ZM186 70V71H187ZM191 70V69H190ZM197 70V69H196ZM211 70H214V69H211ZM210 69H209V67L208 68H206L205 69V73H204V75H203V77H204V79H205V81H207V82H211V78H212V75L214 74H212V71H211ZM222 70V69H221ZM224 70V69H223ZM226 70V69H225ZM232 70V69H231ZM237 69H235V70H232V71H236ZM258 70H259V68H258ZM23 71V70H22ZM122 71V70H121ZM148 71H149V68H148ZM151 71V70H150ZM185 71V72H186ZM216 71V70H215ZM227 71V70H226ZM254 71V70H253ZM4 72V71H3ZM2 72V74H4ZM24 72H27L28 74H29V72H28V70L27 71H24ZM24 72H21V73H24ZM33 72V71H32ZM56 72V73H55ZM63 72V71H62ZM78 72V71H77ZM92 72H93V70H92ZM94 72H95V69H94ZM98 72V71H97ZM96 72V73H97ZM104 72V71H103ZM134 72V71H133ZM131 70H127V71H125V74L127 75V80H129V84H127L128 85V89H127V98H126V100L124 101V105H125V110L124 111H120V113H119V109H116V108H114V109H112V107H113V105H111L112 107H111V109L110 110H108L106 113H108L109 114V121H110V123H109V125L107 126V128L109 127V129L112 131V133H114L115 134V136L114 137H116V136H118L117 138H120V142H122V145H120L119 143H116L117 144V146L119 145V147L120 148H122L123 150H125V148H126V151H127V153L128 152H134V151H136V149H137V147L136 146H140V145H135V143L137 142V140H135L134 139V137H135V134H136V130L137 131H139V130H141V131H146V132H149V133H153V134H161L160 135V138L162 137V139H160V142L162 141H164L165 142V140L166 141H168V139L172 136H174V135H180L179 134V132H180V130H182V129H180L179 130V126H176V125H174V121H172L173 120V117L171 118V117H169L168 119H169V121L167 120L166 122L165 121H163V123H162V120L166 117V115H165V117H164V115H163V117H162V114H163V112L165 111V110H163L162 111V113H161V115L159 116L158 114L161 112L160 110H161V107L163 106L162 105V103H164L165 101H163L162 100V98H161V96H160V94L158 93L159 92V90L157 91L156 90V85H155V83H157L156 81H155V79L154 80H152V81H150V79L148 80L149 82H146V83H148V84H142V85H146V86H150L149 87V89H148V94L146 95V89L144 90L145 91V97H141L142 96V94H141V92H140V88H139V83H141V82H139V83H137V81H139V80H141V77H142V75H141V77H140V79L139 80H137V78H134V77H136L135 76V73H133ZM140 72V71H139ZM146 72V71H145ZM167 72V73H168ZM197 72V73H198ZM200 72H201V69H200ZM204 72V71H203ZM228 72V71H227ZM231 72V71H230ZM229 72V73H230ZM257 72H259V71H257ZM257 72L255 73V74H257ZM262 73L264 72L263 70L261 71ZM260 72V73H261ZM20 73V72H19ZM18 73V74H19ZM26 73V74H27ZM81 74H82V72H80ZM86 73V74H85ZM96 73H95V75H96ZM101 73V72H100ZM106 73V72H105ZM144 73V72H143ZM142 73V74H143ZM166 73V74H167ZM179 74L181 73L180 71L178 72ZM182 73H183V71H182ZM187 73H188V71H187ZM233 73V72H232ZM231 73V74H232ZM14 74V75H15ZM32 74V73H31ZM34 74V73H33ZM59 74V73H58ZM62 74V73H61ZM76 74V73H75ZM81 74H80V76H81ZM83 74H82V76L81 77H83ZM90 74V75H89ZM147 74H148V72H147ZM149 74H150V72H149ZM189 74V73H188ZM202 73H200V75H201ZM215 74H216V72H215ZM234 74H235V72H234ZM253 74V73H252ZM251 74V75H252ZM254 74V75H255ZM264 74V73H263ZM30 75V74H29ZM37 75V76H38ZM102 75V74H101ZM105 75V74H104ZM110 75V74H109ZM118 75H120V74H118ZM151 75V74H150ZM154 75H155V73H154ZM158 74H156V76H157ZM176 75H177V73H176ZM192 75H193V73H192ZM195 75V74H194ZM198 75V74H197ZM242 75V74H241ZM245 75V74H244ZM2 75H0V77H1ZM19 76V75H18ZM18 76H16V78H19ZM21 76H23L22 74H21ZM79 76V75H78ZM100 76V75H99ZM124 76V75H123ZM148 75H146V77H147ZM165 76V75H164ZM168 76V75H167ZM181 76L182 75H180V77L178 76V78H181ZM184 76V75H183ZM188 76V75H187ZM187 76H186V78H187ZM191 76V75H190ZM190 76H188L189 77V80H190V78H192V76L190 77ZM215 76V75H214ZM231 76H233V74L231 75ZM253 76V75H252ZM251 76V77H252ZM257 76V75H256ZM263 76V75H262ZM3 77H4V75H3ZM2 77V78H3ZM14 77V76H13ZM33 77V76H32ZM35 77H36V75H35ZM62 77V76H61ZM108 77V79L109 78H111V76L109 77V76H107ZM120 77V76H119ZM146 77H145V79H146ZM148 77H150V76H148ZM152 77V76H151ZM150 77V78H151ZM155 77V76H154ZM153 77V78H154ZM159 77V76H158ZM197 77H199V76H197ZM201 77V76H200ZM216 77V76H215ZM236 77V76H235ZM241 77V76H240ZM244 77L245 76H243V78H240V79H244ZM247 77V76H246ZM254 77V76H253ZM257 77H260L259 76V73H258V76ZM40 78L42 79V80H40ZM78 78V77H77ZM102 78L103 79H105L103 76H102ZM114 78V77H113ZM112 78V79H113ZM139 78V77H138ZM157 78V77H156ZM160 78V77H159ZM158 78V79H159ZM177 78V79H178ZM184 78V77H183ZM195 78V77H194ZM214 78V77H213ZM224 78V77H223ZM232 78V77H231ZM256 78V77H255ZM1 79V78H0ZM15 79V78H14ZM32 79V78H31ZM35 79V78H34ZM80 79H82V78H79V80ZM84 79H86V78H84ZM98 79H99V77H98ZM111 79V80H112ZM136 79V80H135ZM144 79V78H143ZM165 79V78H164ZM188 79V78H187ZM186 79V83H187V85H188V83L190 82L191 83V85H193L194 86V83H193V80H191V81H189V80H187ZM203 79V78H202ZM222 79V78H221ZM228 79H230L229 77H228ZM233 79H235V78H233ZM247 79H248V77H247ZM259 79V78H258ZM257 79V81L256 82H258L259 80ZM260 79H263V78H260ZM16 80V79H15ZM14 80V81H15ZM30 80V79H29ZM33 80V79H32ZM31 80V81H32ZM36 80V79H35ZM63 80V79H62ZM78 80V79H77ZM90 80V79H89ZM88 80V81H89ZM100 80V79H99ZM99 80H98V82H99ZM106 81H107V79H105ZM157 80V79H156ZM161 81H163L162 79H160ZM167 80V79H166ZM184 80V79H183ZM198 80V79H197ZM227 80V79H226ZM231 80V79H230ZM252 80H254V79H252ZM21 81V80H20ZM41 81V82H40ZM81 81H83V82H88V81H85V80H81ZM92 80H90V82H91ZM106 81H105V83L104 84H106ZM110 81V80H109ZM116 81V80H115ZM114 81V82H115ZM146 81V80H145ZM157 81H159V80H157ZM160 81V82H161ZM185 81V80H184ZM201 80H199V82H200ZM204 81V82H205ZM214 81H219V80H214ZM213 81V82H214ZM227 81H229V80H227ZM233 81H235L236 82V80H233ZM244 81V80H243ZM245 81H246V79H245ZM1 82V81H0ZM3 82V81H2ZM2 82L0 83V84H2ZM8 82L6 83V85H10V84H8ZM33 82V81H32ZM63 83L65 82L66 83V81H62ZM88 83L90 86H92L91 85V83ZM94 82V81H93ZM101 82H104V80H102ZM113 82V81H112ZM113 82V83H114ZM123 82V81H122ZM125 82H126V80H125ZM124 82V83H125ZM144 82V81H143ZM160 82H158V83H160ZM166 82V81H165ZM183 82V81H182ZM195 82V81H194ZM198 82V81H197ZM204 82H203V84H204ZM230 82V81H229ZM249 82H251V81H249ZM14 83V82H13ZM13 83H11V85L13 84ZM94 83H97V82H94ZM93 83V84H94ZM107 83H108V81H107ZM110 83H111V81H110ZM112 83V84H113ZM145 83V82H144ZM157 83V84H158ZM168 83V82H167ZM212 83V82H211ZM225 83H226V81H225ZM228 83V82H227ZM231 83H232V80H231ZM243 83V82H242ZM248 83V82H247ZM261 83H262V81H261ZM264 83V82H263ZM87 84V83H86ZM87 84V85H88ZM101 84V83H100ZM99 83L97 84V85H100ZM111 84V85H112ZM161 84V83H160ZM166 84V83H165ZM182 84V83H181ZM196 84H198V83H196ZM196 84H195V86H196ZM210 84V83H209ZM214 84H216V83H214ZM218 84V83H217ZM230 84V83H229ZM233 84V83H232ZM231 84V85H232ZM251 84V83H250ZM259 84V83H258ZM257 83H256V85H258ZM3 85V84H2ZM4 85H5V81H4ZM3 85V86H4ZM10 85V86H11ZM16 85H13V86H16ZM70 85V84H69ZM89 85L87 86V88H89ZM96 85V84H95ZM113 85H115V84H113ZM141 85V84H140ZM167 85V84H166ZM191 85H189V86H191ZM206 85H208L207 83H206ZM255 84L253 85V86H256ZM259 85H261V84H259ZM19 86V85H18ZM17 86V87H18ZM85 86V85H84ZM126 86V85H125ZM167 86H169V85H167ZM185 86V85H184ZM208 86H210V85H208ZM212 86V85H211ZM210 86V87H211ZM218 86H219V84H218ZM217 86V87H218ZM244 86H245V83H244ZM243 86V87H244ZM252 86V87H253ZM262 86L263 87H261V88H264V84H262ZM113 87V86H112ZM141 87V86H140ZM143 87H145V86H143ZM162 86H160V88H161ZM192 87V86H191ZM198 88L200 87L199 85L197 86ZM201 87H203V86H201ZM207 87V86H206ZM245 87H248L247 85L245 86ZM260 87V86H259ZM6 88V87H5ZM16 87H14V89H15ZM71 88V87H70ZM91 88V87H90ZM102 88V87H101ZM196 88V87H195ZM251 88V87H250ZM254 88V87H253ZM252 88V89H253ZM7 89V88H6ZM24 89V90H25ZM72 89V88H71ZM100 89V88H99ZM158 89V88H157ZM162 89L164 90V88L162 87ZM161 89V91H163ZM197 89V88H196ZM207 89V88H206ZM220 88H218V90H219ZM243 89V88H242ZM246 89V88H245ZM251 89V90H252ZM255 89V88H254ZM254 89H253V91H254ZM9 90V89H8ZM16 90H18V89H16ZM15 90V91H16ZM94 90V89H93ZM101 90V89H100ZM193 90V89H192ZM201 90H202V88H201ZM208 90V89H207ZM210 90V89H209ZM257 90H260L258 87H257ZM5 91H7V90H5ZM11 91V90H10ZM141 91H142V89H141ZM160 91V92H161ZM166 91V90H165ZM195 90H193V92H194ZM198 91V90H197ZM220 91V90H219ZM247 91V93H248V90H246ZM246 91H244V93L246 92ZM19 92V91H18ZM166 92H168V91H166ZM165 92V93H166ZM200 92V91H199ZM202 92V91H201ZM200 92V93H201ZM242 92H243V90H242ZM261 92V91H260ZM2 93H3V91H2ZM1 93V94H2ZM15 93V92H14ZM22 93V92H21ZM250 93H252V92H250ZM241 94H242V96H244L243 95V93H240V96H241ZM20 95V94H19ZM195 95V96H194ZM226 94L224 93V96H225ZM166 96H167V94H166ZM228 95H226V97H227ZM248 96H249V94H248ZM22 97V98H21ZM95 97V96H94ZM105 97V96H104ZM168 97L169 96H167L166 98L168 99ZM79 98V97H78ZM92 98V97H91ZM163 98H165V96L163 95ZM165 98V99H166ZM228 98V97H227ZM242 98H244V97H242ZM249 98H251V97H248V99ZM102 99V100H101ZM109 98H107V100H108ZM114 99H116V98H114ZM164 99V100H165ZM247 99V100H248ZM78 100V99H77ZM76 100V101H77ZM112 100V99H111ZM228 100V99H227ZM233 100V99H232ZM243 100V99H242ZM81 101V102H82ZM114 101V100H113ZM244 101V100H243ZM104 102H105V100H104ZM107 103H108V101H106ZM105 102V103H106ZM111 102V101H110ZM166 102H168V101H166ZM172 102V101H171ZM204 103L205 105H206V107L207 108H204V109H206L205 111L203 110V112H198L199 110H197V109H200L201 107H202V105L201 104H199V105H201V107H197V105H198V103ZM245 102H246V100H245ZM244 102V103H245ZM0 103V104H1ZM78 103V102H77ZM169 103V102H168ZM167 103V104H168ZM59 104H61V106H62V103H59ZM58 104V105H59ZM79 104V103H78ZM87 104V105H88ZM109 104H111V103H109ZM166 104V103H165ZM164 104V106H166ZM230 104V103H229ZM43 105V104H42ZM57 105V104H56ZM123 105V106H124ZM174 105V104H173ZM185 105V106H184ZM205 105L203 106V107H205ZM248 105V104H247ZM90 106H94V105H90ZM90 106H87V107H90ZM98 106H97V108H98ZM103 106H104V104H103ZM115 106V105H114ZM171 106V105H170ZM4 107V108H5ZM32 107V106H31ZM36 107H33V108H36ZM44 107V106H43ZM57 107V106H56ZM60 107V106H59ZM95 107V106H94ZM94 107H91L92 109L94 108ZM102 107V106H101ZM116 107V106H115ZM174 107V106H173ZM181 107V106H180ZM248 107V106H247ZM0 108H2L1 106H0ZM3 108V109H4ZM40 108V107H39ZM48 108V107H47ZM51 108V109H52ZM62 108V107H61ZM91 108H89L88 110H90ZM108 108H110V106H108ZM163 108V107H162ZM166 108H167V106H166ZM2 109V110H3ZM14 109V110H13ZM31 109V108H30ZM55 109V108H54ZM60 109V108H59ZM85 109V108H84ZM91 109V110H92ZM95 109V108H94ZM102 109V108H101ZM100 109V110H101ZM103 109H105V108H103ZM106 109H107V105H106ZM160 109V110H159ZM167 109H171V108H167ZM181 109V110H182ZM202 109V108H201ZM218 109V110H219ZM231 109V108H230ZM264 109V108H263ZM33 110V109H32ZM41 110H43V108L41 109ZM40 110V111H41ZM47 110H49V109H47ZM67 110V111H68ZM88 110H86L87 112H88ZM178 110H179V107H178ZM215 110V109H214ZM213 110V111H214ZM261 110V109H260ZM39 111V110H38ZM56 111V110H55ZM54 111V114H53V112H52V114L53 115H55V116H57V117H59L58 116V114H59V112L57 111V112H55ZM69 111V114L71 113ZM95 111V110H94ZM158 111H160L159 113H158ZM168 111V110H167ZM172 111H174V110H172ZM231 111V110H230ZM254 111H256V110H254ZM33 112V111H32ZM31 112V113H32ZM42 112V111H41ZM43 112H45V111H43ZM49 112V111H48ZM64 112V111H63ZM84 113V116H82V124H80L81 125V127H82V125H84V124H90L92 121H98L99 122V117H96V115L95 114H92L91 112V114H89V113ZM98 112L100 113V111H99V109H98ZM98 112L96 111V114H98ZM101 112H103V111H101ZM180 112V111H179ZM6 113V112H5ZM36 113V112H35ZM167 113V112H166ZM169 113V112H168ZM181 113V112H180ZM215 113V112H214ZM2 114V113H1ZM49 114L50 113H48V116H49ZM101 114V113H100ZM99 114V115H100ZM103 114H105V113H103ZM164 114H165V112H164ZM172 114V113H171ZM170 114V115H171ZM32 115H34V113L32 114ZM36 115H38V113L36 114ZM35 115V116H36ZM41 114H39V116H40ZM62 115H64V114H62ZM79 115H82V113H79ZM99 115H97V116H99ZM168 115V114H167ZM172 115H174V114H172ZM215 115H217V113L215 114ZM232 115V114H231ZM257 115H259V114H257ZM5 116V115H4ZM55 116H53V117H55ZM65 116V115H64ZM68 116H70V115H68ZM184 116V115H183ZM198 117V116H200L199 117V119H201L200 120V122H199V124H198V120H195V117ZM259 116H261V115H259ZM1 117H2V115H1ZM40 117H42V116H40ZM52 117V116H51ZM159 117H162L161 119H159ZM175 117H176V115H175ZM181 117V116H180ZM216 118H217V116H215ZM219 117V116H218ZM253 117H255V116H253ZM34 118V117H33ZM37 118V117H36ZM47 118V117H46ZM56 118V117H55ZM63 118V117H62ZM64 118H66V117H64ZM63 118V120H64V122H65V119ZM104 118V117H103ZM167 118V117H166ZM170 118L172 119V120H170ZM183 118V117H182ZM261 118V117H260ZM61 120L62 121V119L59 117V118H56V120L55 121H57V123L55 122V125L57 126H60L61 125V123H60V125H59V122L60 121H58V120ZM70 119V118H69ZM102 119V118H101ZM178 119V118H177ZM197 119V118H196ZM252 119V118H251ZM253 119H255V118H253ZM252 119V120H253ZM262 119V118H261ZM264 119V118H263ZM7 120V119H6ZM36 120V119H35ZM34 120V121H35ZM37 120H38V118H37ZM48 120V119H47ZM51 120V119H50ZM53 120V122H54V118L52 119ZM68 120V119H67ZM166 120V119H165ZM174 120H175V118H174ZM179 120V119H178ZM177 120V121H178ZM215 120V119H214ZM249 120V119H248ZM1 121V120H0ZM3 121V120H2ZM33 121V122H34ZM79 121V120H78ZM108 121V122H109ZM177 121H175V122H177ZM221 121V122H222ZM258 121V120H257ZM41 122V121H40ZM40 122H38V124L40 123ZM45 122L46 121H43V123L45 124ZM51 122V121H50ZM214 122V121H213ZM213 122H212V124H213ZM234 122V121H233ZM264 122V121H263ZM42 122H41V124H43ZM66 123H68V122H65V124ZM160 123H162V124H160ZM185 123V122H184ZM190 123V124H191ZM249 123V122H248ZM260 123L262 124V122L260 121ZM3 124V123H2ZM35 124H36V122H35ZM37 124V125H38ZM48 125L47 126H44L43 128H47L48 126H49V128L51 127L50 125H49V122L47 123ZM53 125H54V123H52ZM51 124V125H52ZM70 124V123H69ZM77 124L79 125V123L77 122ZM176 124V123H175ZM189 124V125H190ZM194 124V123H193ZM193 124H191V126L193 125ZM6 126H7V124H5ZM40 125V124H39ZM46 125V124H45ZM71 125V124H70ZM94 125V124H93ZM92 125V126H93ZM178 125V124H177ZM181 125V124H180ZM214 125V124H213ZM218 125H221V123H219ZM217 125V126H218ZM231 125H232V123H231ZM250 125V124H249ZM255 125H256V123H255ZM3 126V125H2ZM29 126H31L32 128V130L30 129V127ZM35 126V125H34ZM41 126V125H40ZM43 126V125H42ZM182 126H184V125H182ZM188 126V125H187ZM246 126V125H245ZM256 126H258V125H256ZM261 126V125H260ZM263 126V125H262ZM5 127V126H4ZM27 127H29V129L30 130H28L27 129ZM36 127V126H35ZM34 127V128H35ZM95 127H97V125L95 124ZM94 127V128H95ZM105 126H103V128H104ZM176 127H178V128H176ZM225 127H223V129L225 128ZM253 127V126H252ZM7 128V129H8ZM39 129H40V127H38ZM43 128L41 127V130H43ZM56 129L58 128V127H55ZM64 128V127H63ZM67 128H69V127H67ZM66 128V129H67ZM72 128H74V126H72L70 129H68L67 131H65V132H67V135H69V136H67L66 138H62V137H52L51 138V141L53 140V142H51V146L48 148V147H46V148H48L47 150L48 151H50L49 152V155H47V156H49L50 157V159H48L47 157H46V161H42V163H41V165H40V167H38L37 168V164H36V162L37 161H39V159L41 158L40 156V154H41V152L39 151V153L40 154H38V152L36 153V154H34L33 155V153L34 152H32V155L33 156H31V159L30 160H32V164L34 165V164H36L35 165V167H34V171L32 172V175H34V176H36V179L39 177V175H40V173L42 174V172L43 171H51V173L54 175V178L55 179H51V181L50 180H46L45 182H44V186H45V189H46V193H47V196L49 195V196H53L55 193H60V192H62V193H68V192H72L74 195H76V198L78 199V200H85V201H88V202H91L92 204H94V205H96V207L97 206H100V205H103L102 206V208L104 207V205L105 206H107V207H112V210L114 211V210H120V209H126V211L125 210H123V211H125V212H127V213H129V215H130V218L132 219V220H134L135 221V224H136V230H137V232L138 233H141V234H148L149 233V231H150V229L147 227V225H148V218H149V213H148V209L147 208H144V207H142V206H139V204L140 203H136V201H138L139 199H141V197L142 196H144V195H146V194H144V195H142L141 196V194H139L140 193V191L137 193V194H139L141 197H139V198H136V197H134L133 199H130L129 201H127V199L125 200V198H123V196L125 195H123V194H121V192L120 191H118V190H116L115 188H111V186L110 185H106L107 187L105 188V191H101V189L100 190H98V189H96L94 186L93 187H90L87 183H84L83 181H80V180H78V179H80V178H78V179H76L77 178V176H76V178H75V176H74V174H73V171L75 170V169H73V171H72V168H74L76 165L74 164V160H76V159H74L73 160V157L75 158L76 156H74V155H72V156H70V155H66V153H67V151H69V149H70V147H72V149L73 148H78L79 150H81V151H79L80 152V154L79 155H81V154H83V153H88L91 149H93L92 147H94V146H97V143H100V142H97L96 140L98 139V132L99 131H94L93 133H91V134H83L82 132H80V130H82V129H77V127L76 128H74V129H72ZM106 128V127H105ZM106 128V129H107ZM187 128V127H186ZM191 128V127H190ZM195 128V127H194ZM193 128V129H194ZM254 128V127H253ZM258 128V127H257ZM257 128H255V129H257ZM264 128V127H263ZM28 131H27V130ZM36 129V128H35ZM51 129V128H50ZM49 129V130H50ZM52 129L54 130V128H53V126H52ZM220 129V128H219ZM222 129V128H221ZM255 129H253V130H255ZM260 129V128H259ZM48 130V131H49ZM62 130V128L60 129V131ZM195 130V129H194ZM196 130H197V128H196ZM195 130V131H196ZM200 130V129H199ZM252 130V131H253ZM35 131V130H34ZM39 131V130H38ZM88 131V130H87ZM187 131V130H186ZM259 131V130H258ZM260 131H261V129H260ZM51 132H52V130H51ZM58 132V131H57ZM198 132H200V131H198ZM262 132H264V131H262ZM41 133V132H40ZM45 133V132H44ZM49 133V132H48ZM62 133H63V131H62ZM89 133V132H88ZM47 134V133H46ZM53 134V133H52ZM65 134V133H64ZM144 134H146V133H144ZM186 134H187V132H186ZM39 135V134H38ZM83 135V136H82ZM107 135H109L108 133H107ZM143 135V134H142ZM188 135V134H187ZM202 135H200V136H202ZM18 136H22L21 138H24L23 140L21 139V138H19V139H21V141H19L20 142V144H19V149H18ZM40 136V135H39ZM38 136V137H39ZM42 136V135H41ZM53 136V135H52ZM55 136V135H54ZM147 136V135H146ZM150 136V135H149ZM149 136H148V138H149ZM180 136H182V135H180ZM179 136V137H180ZM184 136H185V134H184ZM14 137H16V139H15V141H14ZM49 137H51V135L49 136ZM65 137V136H64ZM151 137V136H150ZM155 137V136H154ZM157 137H159L158 135H157ZM187 137V136H186ZM46 138V137H45ZM75 138H80L79 140H81V141H84L85 143H83L82 142V144L81 143H74V145H72L73 143H71V142H69V141H71V140H75ZM97 138V139H96ZM116 138V139H117ZM176 138V137H175ZM180 138H182V137H180ZM185 138V137H184ZM188 138V137H187ZM187 138H185V139H187ZM202 138V137H201ZM218 138V137H217ZM41 139H43V138H41ZM115 139V138H114ZM136 139H137V137H136ZM150 139V138H149ZM171 139H173V138H171ZM183 139V138H182ZM184 139V140H185ZM200 139V138H199ZM255 139V138H254ZM46 140V139H45ZM113 140V139H112ZM145 140V139H144ZM155 140H156V138H155ZM158 140V139H157ZM156 140V141H157ZM176 140V139H175ZM181 140V139H180ZM43 141V140H42ZM47 141V140H46ZM80 141V142H81ZM99 141V140H98ZM115 141V140H114ZM119 141V139L117 140V142ZM136 141V142H135ZM139 141H143V140H141V139H139ZM152 141H154L153 139H152ZM186 141V140H185ZM188 141V140H187ZM192 141V140H191ZM256 141V140H255ZM3 142V141H2ZM9 142V143H10ZM36 142V141H35ZM45 142V141H44ZM44 142H42L41 144H43ZM159 142V141H158ZM159 142V143H160ZM261 142V141H260ZM69 143H71V145L69 144ZM115 143V142H114ZM139 142H137V144H138ZM140 143H142V142H140ZM148 143V142H147ZM147 143H145V144H147ZM158 143V144H159ZM166 143L167 142H165V145H166ZM174 143H176L175 141H174ZM181 143V142H180ZM183 143H184V141H183ZM214 143V142H213ZM7 144V143H6ZM46 144V143H45ZM153 144V143H152ZM151 143H150V145H152ZM171 145V147H172V143H170ZM246 144V143H245ZM248 144V143H247ZM246 144V145H247ZM251 144V143H250ZM258 144H259V142H258ZM47 145V144H46ZM47 145V146H48ZM52 145H54V146H52ZM100 145H102V144H100ZM99 145V146H100ZM113 145V144H112ZM115 145V144H114ZM124 145V146H123ZM156 145V144H155ZM187 145V144H186ZM205 145V146H206ZM236 145V144H235ZM261 145V144H260ZM2 146V145H1ZM35 146V145H34ZM34 146H32V147H34ZM37 146V145H36ZM35 146V147H36ZM89 146V147H88ZM123 146V147H122ZM126 146V147H125ZM144 146V145H143ZM143 146H141L142 148H143ZM160 146V145H159ZM167 146V145H166ZM178 146V145H177ZM234 146V145H233ZM263 146V145H262ZM43 147V146H42ZM41 147V148H42ZM45 147V146H44ZM155 147V146H154ZM156 147L159 149L160 147H158L157 145H156ZM175 147V148H174ZM174 147H173V149H171V150H174V149H177L176 148V146L174 145ZM179 147H180V145H179ZM186 148H187V146H185ZM189 147V146H188ZM248 147V146H247ZM264 147V146H263ZM3 148H4V146H3ZM95 148V147H94ZM117 148V147H116ZM139 148V147H138ZM164 148V146L161 148V150ZM166 148H168V147H166ZM165 148V149H166ZM182 148V147H181ZM234 148V147H233ZM232 148V149H233ZM259 148H261V147H259ZM34 149V148H33ZM44 148H42V150H43ZM114 149H115V146H114ZM151 149H152V147H151ZM153 149H155V148H153ZM164 149V150H165ZM178 149H180V148H178ZM177 149V150H178ZM230 150H232L231 148H229ZM244 149V148H243ZM264 149V148H263ZM262 149V150H263ZM1 150V149H0ZM38 150H39V147H38ZM38 150H36V151H38ZM46 150V149H45ZM46 150V151H47ZM101 150V149H100ZM123 150H120V151H118V150H116L117 152L115 153V155L113 156V158H114V160L115 159H117V158H119V157H121L122 155H125V151H123ZM140 150V149H139ZM143 149H141V151H142ZM167 150V149H166ZM171 150H170V152H171ZM183 150V149H182ZM181 150V151H182ZM191 150V149H190ZM228 150V149H227ZM252 150V149H251ZM259 151H260V149H258ZM2 151V150H1ZM45 151V152H46ZM138 151V150H137ZM144 151V150H143ZM151 151H154V150H151ZM156 151V150H155ZM186 151H188V150H186ZM234 151V150H233ZM258 151V152H259ZM3 152V151H2ZM1 152V153H2ZM6 152H4V153H6ZM29 152V151H28ZM44 152V151H43ZM44 152V153H45ZM113 152H115V151H113ZM149 152V151H148ZM160 152H163V151H160ZM165 152V151H164ZM254 152V151H253ZM23 153H25V152H23ZM43 153V154H44ZM74 153V152H73ZM90 153H91V151H90ZM129 153V154H130ZM137 153V152H136ZM140 153L141 152H139V154L138 155H140ZM150 153V152H149ZM174 153V152H173ZM226 153H230V152H227L226 151ZM250 153V152H249ZM255 153V152H254ZM261 153V152H260ZM46 154H48V153H46ZM129 154H128V156H129ZM142 154V153H141ZM154 154V152L152 153V155ZM160 154V153H159ZM162 154V153H161ZM161 154H160V158H159V160L160 161H162L161 160ZM165 154V153H164ZM167 154V153H166ZM183 154V153H182ZM242 154V153H241ZM29 155V154H28ZM112 155V154H111ZM174 155V154H173ZM194 155V154H193ZM238 155V154H237ZM240 155V154H239ZM258 155H260V154H258ZM1 156V155H0ZM27 156V155H26ZM44 156V155H43ZM77 156H78V154H77ZM85 156V155H84ZM164 156V155H163ZM190 155H188V157H189ZM228 156V155H227ZM261 156V155H260ZM92 157V156H91ZM155 157V156H154ZM157 157V156H156ZM180 157V156H179ZM183 157V156H182ZM249 157V156H248ZM251 157V156H250ZM259 157V156H258ZM26 158V157H25ZM76 158H78V157H76ZM87 158H89V157H87ZM113 158H111L112 160H113ZM122 158V157H121ZM130 158H131V155H130ZM173 158V157H172ZM256 158H257V156H256ZM263 158V157H262ZM261 158V159H262ZM45 159V158H44ZM81 158H79V159H77L78 161L80 160ZM129 159V158H128ZM127 159V160H128ZM171 159V158H170ZM228 159V158H227ZM249 159V158H248ZM252 159V158H251ZM88 160V159H87ZM111 160V161H112ZM118 160V159H117ZM117 160H116V162H117ZM125 160H126V158H125ZM125 160H124V162H125ZM127 160H126V162H127ZM133 159H131V161H132ZM137 160V159H136ZM138 160H140V159H138ZM156 160H158V159H156ZM173 160V159H172ZM193 160V159H192ZM196 160V159H195ZM221 160V159H220ZM253 160V159H252ZM258 160V159H257ZM264 160V159H263ZM109 161V160H108ZM155 161V160H154ZM221 161H223V160H221ZM241 161V160H240ZM255 161H256V159H255ZM259 161H262V160H260V158H259ZM23 163H25L24 161H22ZM75 162H77V161H75ZM110 162V161H109ZM126 162H125V164H126ZM134 162V161H133ZM157 162V161H156ZM39 163V164H40ZM115 163V162H114ZM154 163V162H153ZM256 163H259V162H256ZM261 163H264V162H261ZM73 164L75 165L74 167H72L73 166ZM109 164V163H108ZM107 164V165H108ZM113 164V163H112ZM117 164H120V163H118L117 162ZM127 164H129L130 165V159H129V163H127ZM239 164V163H238ZM251 164V163H250ZM260 164V163H259ZM114 165V164H113ZM123 165V164H122ZM122 165H116L115 164V166H122ZM138 165V164H137ZM233 165V164H232ZM28 166V165H27ZM103 166H104V164H103ZM111 166V165H110ZM134 166V165H133ZM251 167V166H250ZM254 167V166H253ZM263 167V166H262ZM25 168V167H24ZM31 167H29V169H30ZM83 168V167H82ZM103 168V167H102ZM110 168H114V167H110ZM133 168V167H132ZM249 168V167H248ZM256 168V167H255ZM259 168V167H258ZM32 169V168H31ZM117 169V168H116ZM250 169H252V168H250ZM26 170H28V169H26ZM107 170H111V169H109V168H107ZM112 170H114V169H112ZM243 170V169H242ZM246 170V169H245ZM261 170V169H260ZM262 170H264V169H262ZM29 171V170H28ZM127 171V170H126ZM236 171V170H235ZM238 171H241V170H238ZM10 172H11V174H10ZM108 172V171H107ZM106 172V173H107ZM135 172V171H134ZM220 172V171H219ZM237 172V171H236ZM253 172V171H252ZM254 172H256V171H254ZM3 173V172H2ZM29 173V172H28ZM76 173V172H75ZM105 173V172H104ZM133 173V172H132ZM235 172H233V174H234ZM239 173V172H238ZM257 173V172H256ZM264 173V172H263ZM45 174H46V172H45ZM115 174V173H114ZM134 174V173H133ZM240 174V173H239ZM238 174V175H239ZM242 174V173H241ZM244 174V173H243ZM258 174H259V172H258ZM28 175V174H27ZM37 175H38V177H37ZM44 175V174H43ZM42 175V176H43ZM47 175V174H46ZM111 175H113V174H111ZM129 175H131V170H130V174ZM219 175V174H218ZM256 175V174H255ZM264 175V174H263ZM2 176H3V174H2ZM28 176H30V178H31V175H28ZM34 176H32V179H33V177ZM48 176V175H47ZM104 176V175H103ZM107 176H108V174H107ZM236 176V175H235ZM245 176V175H244ZM243 176V177H244ZM257 176V175H256ZM50 177V176H49ZM231 177V176H230ZM239 177H240V175H239ZM259 177V176H258ZM261 177H263V176H261ZM43 178V177H42ZM238 178V177H237ZM31 179V180H32ZM39 179V178H38ZM40 179H41V177H40ZM40 179L38 180V181H40ZM50 179V178H49ZM181 179V178H180ZM186 179V178H185ZM223 179V178H222ZM222 179H221V182H222ZM232 179H233V177H232ZM262 179V178H261ZM34 180V179H33ZM240 180V179H239ZM228 181V180H227ZM230 181V180H229ZM235 181H237V180H235ZM244 181V180H243ZM4 182V181H3ZM37 182V181H36ZM41 182V181H40ZM186 182V181H185ZM220 182V181H219ZM238 182H240V181H238ZM238 182H237V184H238ZM223 183V182H222ZM222 183H219L220 184V186H219V192L220 193H224L225 191H226V193H227V188H226V186L225 185H223ZM226 183H228V182H226ZM225 183V184H226ZM246 183V182H245ZM252 183V182H251ZM259 183V182H258ZM262 183V182H261ZM91 184V183H90ZM229 184V183H228ZM236 184V183H235ZM234 184V185H235ZM240 184H241V182H240ZM248 184V183H247ZM41 185H42V183H41ZM227 185V184H226ZM234 185H233V187H234ZM242 185V184H241ZM246 185V184H245ZM264 185V184H263ZM31 186H33V185H31ZM236 186V185H235ZM237 186H239V185H237ZM236 186V187H237ZM244 185H242V187H243ZM232 187V188H233ZM264 187V186H263ZM262 188V187H261ZM27 189H29L28 187H27ZM30 189H32L31 187H30ZM39 189V188H38ZM43 189V188H42ZM133 189V188H132ZM229 190H230V186H229V188H228ZM238 189V188H237ZM242 190H243V188H241ZM245 189H246V187H245ZM244 189V190H245ZM254 189V188H253ZM1 190V189H0ZM103 190V189H102ZM126 190V189H125ZM130 190V189H129ZM248 190V189H247ZM36 191H37V189H36ZM131 191V190H130ZM136 191V190H135ZM240 193H241V191L240 190H238ZM255 191V190H254ZM259 191V190H258ZM34 192V191H33ZM32 192V193H33ZM39 192V191H38ZM44 192V191H43ZM151 192V191H150ZM229 192V191H228ZM253 192V191H252ZM262 192H264V191H262ZM1 193H3V192H1ZM64 193V194H65ZM135 193V192H134ZM133 193V194H134ZM218 193V192H217ZM225 193V195H227ZM233 193V190H231V194ZM238 193V192H237ZM237 193H236V195L235 196H237ZM240 193H239V196H240ZM261 192L259 191V194H260ZM34 194V193H33ZM61 194V193H60ZM59 194V195H60ZM64 194H62V196L64 195ZM70 194V193H69ZM72 194V195H73ZM234 194V193H233ZM242 194V193H241ZM243 194H245V193H243ZM255 193L253 192V195H254ZM258 194V195H259ZM261 194H264V193H261ZM31 195V194H30ZM130 195V194H129ZM131 195H132V193H131ZM138 195V196H139ZM173 195V194H172ZM171 195V196H172ZM220 195V194H219ZM251 195V194H250ZM257 195V194H256ZM26 196V195H25ZM134 196V195H133ZM166 196V195H165ZM171 196H167V197H162V196H160L161 198H159V199H163L164 198V201H166V202H168V200H169V198H171ZM26 197H28L29 198V196H26ZM26 197H24V198H26ZM31 197H32V195H31ZM46 197V196H45ZM60 197V196H59ZM64 197V196H63ZM70 197V196H69ZM125 197H127V196H125ZM132 197V196H131ZM154 197V196H153ZM242 197H243V195H242ZM253 197V196H252ZM251 196H250V198H252ZM27 198V199H28ZM49 198V197H48ZM72 198V197H71ZM145 198V197H144ZM172 198H175V197H172ZM220 198V197H219ZM235 198V197H234ZM234 198H233V201H234ZM241 198V197H240ZM245 198V197H244ZM255 198V197H254ZM258 198V197H257ZM30 199V198H29ZM59 199V198H58ZM66 199V198H65ZM69 199V198H68ZM226 199V198H225ZM236 199V198H235ZM238 199H239V197H238ZM248 199V198H247ZM246 199V200H247ZM253 199V198H252ZM252 199H251V202H252ZM256 199V198H255ZM261 199V198H260ZM1 200V199H0ZM70 200V199H69ZM72 200V199H71ZM146 200V199H145ZM144 200V201H145ZM222 200V199H221ZM227 200H228V198H227ZM237 200V199H236ZM242 200H244V199H242ZM242 200H238V205H240L241 203V201ZM249 200V199H248ZM257 200V199H256ZM262 200H263V198H262ZM261 200V201H262ZM3 201V200H2ZM43 201H46V200H43ZM42 201V202H43ZM59 201H61V200H59ZM141 201V200H140ZM147 201V200H146ZM145 201V202H146ZM226 201V200H225ZM264 201V200H263ZM23 202V201H22ZM63 202V201H62ZM67 202V201H66ZM75 202H77V201H75ZM87 202V204L89 205V203ZM151 202V201H150ZM173 202V201H172ZM181 202V201H180ZM230 202H231V199H230ZM243 202V201H242ZM246 202V201H245ZM255 202V201H254ZM259 202V201H258ZM3 203V202H2ZM44 203V202H43ZM56 203V202H55ZM54 203V204H55ZM70 203V202H69ZM79 202H77V204H78ZM86 203V202H85ZM129 203H131V206H129L128 204ZM143 203V202H142ZM154 203V202H153ZM175 203V202H174ZM173 203V204H174ZM220 203V202H219ZM228 203V202H227ZM235 203H237L236 201H235ZM240 203V204H239ZM249 203V202H248ZM257 203V202H256ZM86 204V205H87ZM182 204V203H181ZM225 204V203H224ZM245 204H247V203H245ZM262 204V203H261ZM23 205V204H22ZM24 205H25V203H24ZM49 205V204H48ZM68 205V204H67ZM79 205H80V203H79ZM82 205V204H81ZM80 205V206H81ZM85 205V204H84ZM141 205V204H140ZM220 205V204H219ZM226 205V204H225ZM224 205V206H225ZM232 205V204H231ZM250 205V204H249ZM4 207H5V205H3ZM45 206V205H44ZM75 206H76V204H75ZM129 206V207H128ZM166 206V205H165ZM173 206V205H172ZM176 206V205H175ZM187 206H188V204H187ZM186 206V207H187ZM222 206H223V204H222ZM230 206V205H229ZM244 206V205H243ZM13 207V206H12ZM71 207V206H70ZM77 207H78V205H77ZM76 207V208H77ZM92 207V206H91ZM90 207V208H91ZM101 207V206H100ZM131 207V208H130ZM150 207V206H149ZM181 207V206H180ZM227 207V206H226ZM247 207H248V205H247ZM72 208H73V206H72ZM75 208V207H74ZM73 208V209H74ZM105 208V207H104ZM160 208V207H159ZM176 208V207H175ZM185 208V207H184ZM222 208V207H221ZM243 208H245V207H243ZM251 208V207H250ZM9 209V208H8ZM13 209V208H12ZM68 209V208H67ZM96 209V208H95ZM99 209V208H98ZM110 209V208H109ZM170 209H172V208H170ZM178 209H180V208H178ZM227 209V208H226ZM228 209H229V207H228ZM232 209V208H231ZM247 209V208H246ZM69 210V209H68ZM76 210V209H75ZM93 210H94V208H93ZM93 210L92 211H90V213L91 212H93ZM101 210V209H100ZM107 210V209H106ZM160 210H162V209H160ZM220 210H223V209H220ZM225 210V209H224ZM250 210V209H249ZM8 211V210H7ZM15 211V210H14ZM96 211V210H95ZM94 211V212H95ZM99 211V210H98ZM110 211H111V209H110ZM163 211V210H162ZM168 211V210H167ZM170 211V210H169ZM175 211H178V210H174V212ZM240 211V210H239ZM124 212V213H125ZM182 211L180 210L179 211V213H181ZM225 212V211H224ZM234 212V211H233ZM237 212V211H236ZM247 212V211H246ZM251 212H253L254 214V216H253V218H254V224L251 226L250 225V227L249 228H245V229H243V231H244V235H243V238H242V241H238V242H240L239 243V245L235 248V250H233L234 251V253H236V255H240V254H244V255H248V256H250L252 259H253V261L255 260L256 261V263L258 262V264L259 263H264V246H263V239H262V235L264 234L263 232V229H264V206H259V204L258 205H256V206H252V208H251ZM101 214H102V212H100ZM105 213V212H104ZM120 213V212H119ZM164 213V212H163ZM163 213L161 214L160 212H158V216H160L161 218L164 216L163 215ZM178 213V212H177ZM190 213H191V208H185L184 209V211H183V213H181L179 216H183V217H185V218H187L189 215H190ZM249 213V212H248ZM117 214V213H116ZM126 214V213H125ZM105 215V214H104ZM110 215H112V214H110ZM119 215V214H118ZM120 215H122V214H120ZM119 215V216H120ZM170 215H172V214H170ZM175 215V214H174ZM173 215V216H174ZM234 215H236V214H234ZM238 215V214H237ZM243 215V214H242ZM245 215H246V213H245ZM250 215V214H249ZM114 216V215H113ZM113 216H112V218H113ZM117 216V215H116ZM116 216H114L115 218H116ZM119 216H117V217H119ZM124 216V215H123ZM229 216V215H228ZM233 216V215H232ZM251 216V215H250ZM103 217V216H102ZM105 217V216H104ZM168 217V216H167ZM170 218H171V216H169ZM183 217H181V218H183ZM190 217H191V215H190ZM231 217V216H230ZM241 217V216H240ZM249 217V216H248ZM114 218V219H115ZM126 218V216L124 217V219ZM176 218V217H175ZM177 218H179V217H177ZM233 218H234V216H233ZM244 218H246V216L244 217ZM97 219V218H96ZM99 219V218H98ZM100 219H101V217H100ZM105 219V218H104ZM123 219V218H122ZM124 219H123V222H124ZM163 219V218H162ZM164 219H165V217H164ZM231 219V218H230ZM250 218H248V220H249ZM106 220V219H105ZM117 220V219H116ZM118 220H120V218H118ZM151 220V219H150ZM160 220V219H159ZM170 220V219H169ZM177 220V219H176ZM253 220V219H252ZM110 221V220H109ZM112 221V220H111ZM122 221V220H121ZM128 221V220H127ZM130 221V220H129ZM155 221V220H154ZM160 221H162V220H160ZM173 221V220H172ZM171 221V222H172ZM239 221H240V219H239ZM251 221V220H250ZM105 222V221H104ZM119 222V221H118ZM118 222H116V223H118ZM122 222V223H123ZM152 222V221H151ZM158 222V221H157ZM167 222V221H166ZM175 222V221H174ZM232 222V221H231ZM98 223H100V222H98ZM115 223V222H114ZM125 223H126V219H125ZM131 223V222H130ZM160 223V222H159ZM162 223V222H161ZM160 223V224H161ZM185 223V222H184ZM223 223V222H222ZM225 223V222H224ZM230 223V222H229ZM237 223H239V222H237ZM152 224H154L153 222H152ZM169 223H167V225H168ZM171 224H173V223H171ZM176 223H174V225H175ZM180 224V223H179ZM236 224V223H235ZM98 225V224H97ZM104 225V224H103ZM129 225V224H128ZM166 225V224H165ZM127 226V225H126ZM160 226V225H159ZM221 226V225H220ZM224 226V225H223ZM156 227V226H155ZM155 227H153V229L155 230ZM165 227V226H164ZM169 227H170V225H169ZM179 227H181V225L179 226ZM211 227V226H210ZM215 227V226H214ZM226 227V226H225ZM174 228V227H173ZM172 228V229H173ZM158 229H162V228H159L158 227ZM170 229V233H172L173 234V230L175 231V229ZM182 229V228H181ZM215 229V228H214ZM220 229V228H219ZM225 229V228H224ZM242 229V228H241ZM172 230V231H171ZM177 230V229H176ZM220 230H222V228L220 229ZM219 230V231H220ZM160 231V230H159ZM152 232V231H151ZM226 232V230L224 231V233ZM154 233V232H153ZM169 233V232H168ZM168 233H166V234H168ZM224 233H222V236L220 235H216V236H214V237H216V240L214 241V240H212V239H214V237L211 239V237H208V238H210V239H207L206 240V237H205V240H206V242H207V244H205L206 246L207 245H209V246H212V247H214L215 248V246L216 245H218L217 243L218 242H220L222 239L221 238H223L224 239V237H223V234ZM240 233H242V232H240ZM214 234V233H213ZM221 234V233H220ZM154 235V234H153ZM225 235V234H224ZM240 235V234H239ZM226 236V235H225ZM233 236V235H232ZM158 237V236H157ZM160 237H162V235L160 236ZM238 237V236H237ZM140 238V237H139ZM225 240H227V238L225 239ZM238 240V239H237ZM237 242V241H236ZM230 244V243H229ZM222 245V244H221ZM228 245V244H227ZM233 246V245H232ZM231 247V246H230ZM208 248V247H207ZM210 248V247H209ZM217 248V247H216ZM232 248V247H231ZM167 249V248H166ZM229 249V248H228ZM232 252V251H231ZM231 254H233V253H231ZM189 255V254H188ZM216 256V255H215ZM236 257V256H235ZM245 257V256H244ZM177 258V257H176ZM242 258V257H241ZM216 259H218V257L216 258ZM234 259H237V258H234ZM252 259H250V260H252ZM52 260H54V259H52ZM57 260V259H56ZM55 260V261H56ZM144 260V259H143ZM176 260V259H175ZM192 260L193 259H187L186 257L185 258H183V259H179L178 261H177V263L176 264H195V263H193L192 262ZM195 260H197L198 261V259H195ZM200 260V259H199ZM218 260H220V259H218ZM63 261H67V260H63ZM157 261H163L161 264H171V263H169V261L168 262H166L167 260L165 259V257H162V256H160V257H158V259H157ZM195 261L196 263H198V264H201V260L200 261ZM235 261V260H234ZM42 262V261H41ZM48 262V260L47 261H45V263H47ZM50 262V261H49ZM72 262V261H71ZM85 262V261H84ZM216 262V261H215ZM233 262V261H232ZM239 262V261H238ZM242 262V261H241ZM39 263H40V261H39ZM38 263V264H39ZM59 263V262H58ZM57 263V264H58ZM67 263V262H66ZM73 263H76V262H73ZM83 263V262H82ZM230 263V262H229ZM237 263V262H236ZM235 262L233 263V264H236ZM35 264H37V263H35ZM41 264V263H40ZM43 264H44V261H43ZM49 264H53V263H49ZM68 264H70V263H68ZM77 264V263H76ZM79 264H80V262H79ZM216 264V263H215ZM219 264V263H218ZM238 264V263H237Z\"/></svg>",
    "mask_w": 264,
    "mask_h": 264
}]
</instances>
